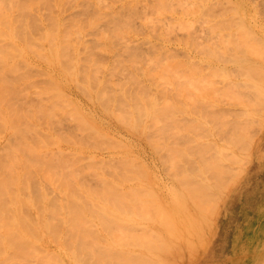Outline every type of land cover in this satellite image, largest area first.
Here are the masks:
<instances>
[{"label":"bare ground","instance_id":"6f19581e","mask_svg":"<svg viewBox=\"0 0 264 264\" xmlns=\"http://www.w3.org/2000/svg\"><path fill=\"white\" fill-rule=\"evenodd\" d=\"M129 1H135V0H129ZM163 1L164 0H162L161 2L163 3ZM168 1H167V4H169ZM190 1L191 0H189V2ZM196 1H198V0H196ZM196 1H195V3L193 2V4L194 5L197 4V9L194 10L193 12L192 11L188 12V10H187V12L189 13V16H191L192 13H193L192 14L193 16L196 13H197L196 15H198L199 12H200V11H197V10L201 9V8L198 9V5H200L199 3H201V5H202L203 1L200 2V0H199L198 3ZM235 1H237V0H235ZM173 2L174 1L170 0L171 4H173ZM185 2L188 3V0L185 1ZM191 2L188 4V6H191L192 8L195 9L194 5L193 4L191 5ZM164 3H165V1H164ZM164 3L162 5H160L161 7L163 6L162 9L166 8V7H164L165 6ZM249 4L252 5V3L245 2V1H244V4L243 3L239 4V8L241 9L240 10L241 11V17L244 20V24L247 25V28H246L247 29V33L243 34L241 37H238V41L239 42H237L236 46H233L234 48L232 47L233 50L230 51V53H229L230 55H228V54H227L228 56L226 55V59L230 60V62L234 61V62L239 63V70H238L239 71V75H237V74L231 75V73L227 74V67L228 66L226 65L227 66L226 67L224 65V62L226 64L229 61H227L225 59V56L222 57V58L220 56H218L219 58L222 59V61H220L221 59L217 60V61H214L216 59L213 60L212 57H211L212 60H208L207 57L206 56L203 57L204 56L203 55V56H201L200 59L204 60V58H206L205 60L208 61V62H205L206 66H201V65L198 64V66H199V68H198L196 63H195V66H194V63H193L191 68L187 66L186 69L190 68L189 70H184L185 69L184 68L185 66H184L183 67L184 71H182V69H180L181 67H179V65H180L179 63L181 62V64L184 65L182 63L183 62L182 59H184V58L180 59L181 57H179L176 54H173L172 53L173 48L172 47L169 48L170 46H167V45L159 46L156 49L157 53L154 52L155 55L152 52V54L154 56L149 54L148 52H146V50H144V51L147 54L145 52L143 53V51H141L142 53L140 52V54H138L136 56H134L131 53L126 51L127 52L126 55L130 56V58H131V60H130V58L128 57L129 58V59H127L128 60V64H127V62L124 63L125 62L124 61L125 58H123V59L121 58V57L125 56L124 52L121 51V52H123V54H122V53H120V50H117V52L115 50V53L117 54V56H120L118 54V51H119V53L122 55L120 58L124 62L121 61V59L118 60L119 62H116L117 61L116 60L115 64H113V65H115L113 70H115V68L117 70V69L122 67L124 70L128 71V73H130V77L133 80L130 79V77H126L125 76L126 79L128 78L127 79L128 81L132 80V84L138 85V87L137 88L135 87L136 89L133 88L135 91L132 89L133 91H130V93H129L128 92L129 88L127 89L128 86H126V85H127V83H130V82H126V84H123V80L122 81L119 80L118 82L115 81L117 83V85H120L121 83L123 84V85L121 84L123 88L122 87L120 88V86L118 88L121 91L117 92V90H116L115 93H117V94L113 95L114 96L113 98H115L118 101V102H116V100L114 99L115 103H116L115 106L112 105V96L110 95L111 94L110 91L112 90L111 86H109V87H111V88H109L108 86L101 85L102 87H104V89L100 86L101 89L99 88L97 90V92L95 90H93V91H95V93H97V96L95 95L94 98H96V99L98 98L97 100L100 101V102H97V104H99V103L103 104L102 105L104 107L103 110H105L107 113H110L111 116L114 115V113H115L117 115V117H118L117 119L123 121V122H120L119 120H117V122L119 121L120 125L121 124H123V125L125 124L126 127H130L131 129H133V131L135 133H139V135L144 134V132H146L148 129H150L149 130L150 133H154V134L157 133L158 134L160 132L159 134H161L162 130L160 131V129L162 128L161 127L162 124L160 125V123H162V121H164L163 123H165V121L169 120V116L175 111V110L173 111L174 108L178 112L175 111V113L172 114L173 117L178 115L176 113H179V112L181 114L185 113L186 117H185L184 114H183V116L179 114L182 117H180L178 115L179 117L176 116V118H172V119H174V120H172V124L174 122V125L176 124L175 126L171 124L170 120H169L170 122H169V124L167 126H163L162 125L163 127H166V128L168 126L170 128H173V131L175 133L174 134L173 131H172L173 136L175 137L174 138L173 136H171V139L174 138V140L172 139L173 141L169 138V136H168L169 134L164 131L163 132L164 135L161 136L163 139L160 136H158L159 134L155 135V136L158 137V141L160 139V142H162V147H161V143H159L156 140V137H152V140L154 142L152 140H151V142H149L150 144H152V142L154 143L153 146L158 148V150H157V148L154 147L155 150H157V152L159 150L162 151L161 154H163V155L160 154L161 151L158 152L161 155V157H162L161 158L160 155H159V157H160L162 162H165L166 161L165 159L167 158V156H170V157H168L167 161L170 160L171 164H170V162L166 161L167 163L165 162V165H164V163H163V165H164V168L166 167L167 171H168V168L170 167L169 170L172 172V173L170 172L172 175H169V173H167L169 176H164L165 174H163V176L160 175L158 177L157 176H153V177L149 176L148 177L147 175L149 173H148L147 166H151L152 165V163L150 164V161H152V160H149L148 157L146 159H144V156L142 157L144 161L142 160V158H141V160H139V159L136 158V157L140 158L139 156H135L134 157L133 155L128 153V151L127 152L125 151L123 153L122 157H115L116 159L114 158V160L117 161L116 164L118 165V167H116L115 161L112 160L113 158L110 157V158H108L109 160L107 159V161H109V165H110V163H112V161L114 162V164L112 163L110 166H112L114 168L116 167L117 169L113 168V171H110V166H106V165H108L107 161H104V162H106V165L104 164V162L103 163L101 162V161L105 160V158H103V160H102V157L99 158V159L97 158L96 159L97 162H94L93 161L94 159L92 160L91 157H95L97 155L96 153H98V152H96L95 154H92V153L88 154L87 153L89 155V157L91 156L89 160L93 161L96 164L98 162L100 164V162H101V164L103 165L102 166L100 164L103 167L102 168L98 164L96 165V164H94L93 162L90 161L93 165L101 167L100 169H101L102 173H100V172H99V174H97L98 172L95 173L97 176H100V179L103 178V177L101 178V174L103 176L105 175V174H103V172L106 171L104 169V166L109 167L108 168L109 172L106 171V173H108L109 177L112 176V174L113 175L115 174L113 172H118V174H117L118 176H119V174H121V176H126V178L124 177L123 180H121L122 179L121 176L117 177V176H115L116 174L113 176L114 179H115V177H117V178H119L121 180L120 181L121 185H117V187L123 186L124 185L123 183H125L126 179H128L129 182H130V180L132 181L133 178H130V176H133L134 174H131V173H135V172L138 173V174L141 173V175L143 177H145L144 181L142 180L143 182L141 183V186L137 185V187H136L140 191L139 192L138 190H136V192H139L140 196H137L136 194L131 193L130 191H128L129 189L126 191V188L125 189H121L119 187L118 188L119 191L116 192L111 187L110 189L114 192L115 195L110 196L111 194H113V192L110 193V194H107V195L105 194V196L108 198V199L105 198V200L101 199L99 196H96L95 195V193L97 194L96 191L91 192L92 190L86 189L88 187H84V186H86V184H87V186L89 184H92V183L88 184L87 180L84 181L85 177H82V179H80L81 176L83 175L84 171H94L96 169V168H94V166H92V164L90 162L88 163V165H90V166H88L87 163H85V164H83V167L84 166H86V167L88 166V167L87 168L85 167L86 169L85 168L81 169L82 166L80 164V159L81 158H85V157L88 156V155L83 156L84 153H82V152H84V151L82 150L83 148H81V146L83 144H85L84 145V149H85V146H88V147L89 146H92V147L94 146L93 148L89 147V149H91V148L92 149H94V148L98 149L97 147H99V148H101L100 150L102 151L103 147H104V149H107L108 145L109 146H112V145L115 146L114 143H116V142L118 144H120L119 142H121V145L118 146V148L122 147L121 149H123V146L129 147L130 145H128V146H127V144L125 145V142L123 140L120 141L121 138L117 139L118 137L117 138H116V136L113 137L112 135H113L114 132H112L111 133L112 135H110V131L112 129L110 131H108L109 129L107 130V126L104 127L105 125H103L102 122H99V120L97 121L96 119H93L94 118L93 114H92L93 116H88L87 115V114H89L88 109L86 111H84L85 109L80 104L81 101L78 102L79 100L77 99V97H75L76 100L73 99L74 96H73V98L70 97V96H72V94H70V92H71L70 89H69L70 92L68 90H66V88L64 89V81L59 80V78L56 79V78L53 77V75H50V74L54 73L55 70L53 71V73L51 71L53 69H55V67H58V68L60 67L61 71L63 72L64 76H66V78L70 77L71 81L73 79L74 80L76 79L75 80V82H76L75 84L80 83L79 85H81L82 88L85 89V90L82 89V90L85 91V94L81 90L82 94L85 97H86V93L88 92L87 96L89 98H92L91 94L93 92L92 91L93 84L96 85V86H94L95 88L96 87L98 88V84L100 82L103 81L102 84H106L107 83L106 85H108V84H110L108 82L111 81V80H109L107 82L108 78H106V80L105 79L103 80L101 77H103V78H105V77L101 76L100 74H98L99 70L102 71V68H103L102 63L103 62L100 61L102 63L99 64L100 62L96 59L97 61L94 60L95 63L92 64L94 62L93 60H92L93 62L92 61H88V63H91L96 68H99V70L97 69L98 72L96 74H94V72L97 71V70H95V67L93 69L94 72L91 69V71L93 73L91 71H88L91 67H89V69H87L88 67L87 68L85 67L86 70L85 69L83 70L84 67L82 68V66H84V65L81 64L82 61L80 63L79 58L77 56H75V55H79V53L76 54V52H75V55H74L75 57L72 56L73 54L71 55V57H67L69 55L68 51L70 52L71 49H75V47H76V46L74 47L73 45H70L71 42H73L72 40L74 39V37L70 35V32H69L70 30L68 31L67 28L66 29L64 28L65 29L64 33L68 34V37H66L67 35H65V34H64L65 36L63 35L66 38L64 40L67 41L69 36H71L73 39L71 40V38H70V40H71V42H69L70 44L68 42L65 43V41L63 40V42L65 43L64 44L61 41L63 38L62 39L60 38L62 35H58V32L60 30L59 26H58V28L56 26V28L58 29L57 30L58 32L56 30H54L55 27H53V30L56 32L57 35L55 34V32L53 34H55L56 36L55 35L53 36L51 32H48L49 30H47V33H46V30H45V33L43 31V34H42V36L45 35V37H47V38L43 37L42 39H45L44 41H46V39L50 38V42L51 43L49 45L47 44V46H43L42 44L39 46V42H37L38 43L37 45L39 47H44V48L43 49L40 48L42 50V51H40V49L37 47L36 49H33L34 51H32L34 53L37 50H39V55L40 56L37 54L36 55V57L38 56L37 59H39V57L42 58V60L45 59V62L46 63L48 62L49 63L48 65L52 69V70L50 69V73L48 71L44 70L45 71L44 74L46 76L48 74V79H47V77L45 75L41 74L38 82H40V79L42 80L41 77H46V80H47L46 81L45 78H44L43 79L44 80V84L41 85L40 83H43L42 82L43 80L40 83L36 82V80H35L36 79V75L33 72L34 69L33 70L31 69V70H32V73H34L35 76L32 75L31 77H33V80H35V81H33L30 78V73H31L30 72L31 71L30 68H29L30 71L26 69V66H30L31 64H33L32 60L34 59L33 58L31 60L30 56H32V54L31 55L29 54L30 56L27 55L28 56L27 57L26 53H28V50L30 48H32V47L34 48L35 47L36 42H34L35 45H32L33 44L32 43V39H29L25 33L23 35H19L18 34L19 30L23 31L22 23H21V20L18 17H17V20H16V18L14 17V13L13 12L0 11V42H1V44H10L11 45L9 47H5V46L1 45L2 48H0V125L3 126V129L11 128L12 132H13L12 133L13 134L12 137L14 136L13 139L15 141L17 140L16 142L13 141L14 143H10L9 145L6 146V148H8L7 152H8V154L12 153V152L15 153L16 155L13 154L14 157L20 156V155L22 156L24 154V155H27V157L28 156L32 157L34 155V156H37V158H39V157L40 158H46L45 156H48V155L52 156V158L55 157V156L56 157L57 156H62V157L65 156L66 159H68L67 157H70L71 155L73 156L75 154L74 155L75 158H72V156H71L68 159L69 161H70L71 158L76 160L77 156H80L79 161L78 160L74 161V160L71 159L72 162H66L65 163L66 167L67 168H71L72 167V169H74V172L78 171L79 169L82 170V171L84 170L83 172H81L80 178L76 179L78 177V173L76 172V173H73L74 175L77 174V176L75 175L76 177H75V179H73V181H71L73 176H72L71 179H69L70 176L69 177L66 176L67 179H69L68 181H63V182H60L59 184H57V186L60 185V186H58V188H60V187L63 188V186H64V189L67 191V192H65V191H63V189H61V188H60L61 190L59 189L60 191H62L64 193H67V194H64V195H66V200L64 199L65 204H62V202H63L62 199L64 198V196H63V198L60 197V199L62 198L61 200L58 199V197H56V198L55 197H50L51 199H53V198H55L56 200L58 199V201H56V202H59L58 203L59 205H60V203L62 204L61 207H59L60 210H58V211H57L58 208L56 209L55 206L52 207V210H54L55 213L53 211L50 212V213L52 215L54 213V217L59 215L60 213L63 214V211H64L63 209L64 208L67 209L66 212L64 211V214H67V217H65L64 214H63V217H65V218H61L62 216L59 215L60 217L58 219L56 217L54 220H56V219H57V221L60 220L61 224H62V227H63V222H62L63 219H65V220H63L64 222L66 220L67 221L68 220L73 221V222H70L71 224H74L73 226H70L69 222H67V221L65 222L66 224H69V225H66V226L71 227V228L67 227V229H69L71 231V229L74 227L72 233H74V232L79 233L80 231L82 233V235L78 234V236H77V233H74L76 236H71V240L70 241L73 243L74 246L72 245V243L71 244L69 243V240H68L69 238H66L67 237L66 235H69V233L66 234V235L64 234L66 236L65 237L66 240H64V239L62 240L61 239L62 241H64V242L67 241L69 243L67 245L68 251H69V246L71 245L70 246V250L72 251L74 258H76L77 263L86 262L85 264H87V262L89 261L88 262L89 264H108V263H110V261L107 262L109 260L108 258H111L110 260L113 263H115V261H114V258H115L117 261H118V259H120L118 262L121 261V262L125 263V261H127L125 264H127V263L129 264L130 262H131V264H138V263L139 264H142V263L143 264H163V263L165 264L166 260L168 262V261H170L171 257L173 258L174 256L177 255V253H176V255L172 256L173 254H175V251L178 252V254L180 255L179 257L185 256V255L182 254L184 252V250L182 249V246H184L185 243H188V247H189L188 249L194 250L195 252L197 250V252H198V248L199 247L196 246L197 249L194 248V247H193L194 249L192 248V246L195 244L194 243L195 240H192V238H195L196 236L195 237L191 236L190 240H192L194 242H193V245L191 247L189 246V244H191V243H190V241L188 239V235L191 232V228H194L193 230L198 232L195 229L196 227H198V226H196V224H197L196 222H198V221L201 222L200 221L201 219L203 221V218H204V221H205V219H207V218L204 217L206 212H207V210L208 211L211 210V211L209 213L207 212L206 215H208L209 217H213V219H214V215L216 214L215 212H218L219 210H217V209L220 207V204L218 202L221 201V198L219 197L220 196L219 195V191H217V190L221 189V187L223 186L222 184H224L223 183L224 180H225V182L227 184L226 186H228V183H227L229 181L228 178L229 177L234 178L233 176H235L236 172L238 171V169H237V171L235 172L236 169L232 167L233 164H235V163L233 162L232 165H231V163H228L229 160L232 159L230 161H235L238 165L240 164L239 167L241 166V163L242 164L244 163V165L246 163V165H247L250 162L249 160L247 161L248 155L247 154L245 155L246 156L245 158H247L246 161H245L244 157H243L244 158V162H242L240 160L238 161V159H241V157H242V156L240 158L238 157L239 152L241 150L244 151V150L249 149L254 144V143L251 144L252 139L255 138V136H254V138H252L253 134L256 135L258 130L261 129V126L263 127V125H264V23H262L264 21L260 18L259 13L257 11H255L254 6L252 5V7H251ZM169 5L167 7H169ZM174 5H175V2H174ZM204 5H206V3H204L202 5L203 7L199 6V7H202L203 14L206 13V11L204 12V10H206V7L209 4L206 5L205 7H204ZM113 7H114V5H113ZM171 9H173V7ZM191 9L189 8V11ZM207 9H208V7H207ZM137 10H138V8H137ZM137 10H136V13H137ZM174 10H175V7H174ZM180 10L182 11L183 9H180ZM166 11H168V10H166ZM175 11H178V10H175ZM194 12H195V14H194ZM156 13H158V12H156ZM201 13L202 12H200L199 15H201ZM169 14H171V13H169ZM151 15L152 14H150V16ZM166 15L168 16V14H166ZM141 16L143 17V20H144V17L145 18L148 17L147 15L143 16V14ZM195 16H194V19H195ZM142 17L140 18L139 15L137 16V18L141 19V22H142ZM172 17H174V16H170L169 17L171 20L169 18H164V17L158 18L157 17L158 18V19L156 18L157 20L146 18L147 20L145 19L144 21H145V23L147 21L148 22L151 21L153 24L158 26L157 23L160 25V23L164 24V22H167L169 20L170 22L168 21L169 22L168 25L170 24L169 28H171V26L173 25V23H171V22L174 21L175 19L180 20L182 26H183V23L186 20L185 15H184V18H182L181 15H179V17L176 16L173 19H172ZM196 17H198V16H196ZM132 18H133V16H132ZM194 19L191 18V21L194 20ZM135 20H134V18L132 19V21H135ZM8 21L11 23L10 25L6 24V22H8ZM148 22H147V24L151 23V22H149V23ZM132 23H134V22H132ZM152 23L150 24V26L152 25ZM78 26H80L79 27L80 29L82 28V25L79 24ZM78 26H76V28H78ZM130 26H131V23H130ZM152 26L155 27L154 25H152ZM162 26L163 25L161 24L160 27H162ZM166 26L167 25H165V27ZM83 28L85 29L84 26H83ZM150 28H147V29L150 30ZM61 29H62V27H61ZM64 29H63V31H64ZM80 29H77V31L80 30ZM135 29H136L135 30V34H137L139 29H137V28H135ZM147 29H146V31H147ZM161 29L162 28H159L160 31L156 29V31H153V33L155 34V33H157L159 31V33L164 34L163 32H161ZM28 30H30V29L25 30V32L28 31ZM66 30L68 31V33H66ZM73 30L76 31L75 28L72 29V31H71L72 33L75 32ZM132 30H134V29L129 28V32L132 33L133 32ZM80 31H79V33H80ZM237 31H235V32L237 33ZM83 32H84V30H83ZM144 32H145V30L142 31V33L145 36L147 35V37H148V35H149L148 33H150L151 36L153 37L151 31L150 32L148 31L147 34L144 33ZM131 33H129V34H131ZM81 34H82V32H81ZM166 34L168 35V33H166ZM248 34L252 35L251 39L248 38ZM108 35H109V33H104L105 37H109ZM157 35L158 34H155V37L158 38ZM160 35L161 34H159V36ZM167 35L164 34V36H167ZM127 36H125V38L128 41H129V38L133 37V36L132 37L128 36L129 38H127ZM187 36H189L188 32H187ZM19 37L23 39L22 41L24 43L22 41H21L22 43L17 41V40H20ZM143 37H141L140 39L141 40L142 39H146V38H143ZM168 37H170V36H168ZM183 37L184 36H182V38ZM193 37L195 38V41H197L198 37L196 35L193 36ZM6 38H12V42L11 43H6V41H5ZM59 38H60V40H59ZM76 38H78V35H77ZM178 38H180V36L179 37L177 36V39H176L177 41L179 40ZM75 39H74V42H75V44H77ZM132 39L134 41V38H132ZM132 39H130V40L132 41ZM149 39H150V37H149ZM163 39L165 40V37H163ZM168 39L169 38H167V40ZM184 39L185 40H181L180 39L179 41H181V43H183V44H184V41H186L185 45L187 44V42L188 43H193V41L191 40V36H190V38L188 37L187 40H186L185 37H184ZM7 40L10 41V39H7ZM137 40H139V38H137L135 41L138 42ZM154 40H155V38H154ZM44 41H43V43H44ZM88 42L89 41H87V43ZM146 42L144 40V43H146ZM40 43H42V42H40ZM162 43H163V40H162ZM82 44L85 45L86 43H82ZM131 44H133V43H131ZM131 44H128L129 46H127V47L128 48L131 47ZM147 44H148V42H147ZM66 45H69V47H71V48L68 50L67 49L68 46H66ZM83 45H80V46H83ZM139 45H141V42H140ZM185 45H183V47ZM72 46H73V48H72ZM80 46H79V48H82ZM187 46H185V47H187ZM206 46H207V44H206ZM64 47H66V48L64 49ZM139 47H142V46H139ZM145 47H146V45H145ZM174 47H175V45H174ZM183 47H182V49H183ZM202 47H204V46H202ZM3 48L5 50H7L8 52L3 50ZM177 48H178V45H177ZM204 48L212 49V46H207V47H204ZM63 49H64V51L66 50L68 55H66V53L63 51ZM180 49L181 48H179V50ZM238 50H239V52H238ZM71 51L73 52V50H71ZM74 51H76V50H74ZM72 52H70V53H72ZM205 53L206 52H204L203 54H205ZM148 54H149L150 57L149 56L148 57H143V55L147 56ZM194 55H196V54H194ZM91 56H90L89 60L91 58L95 59L94 55H91ZM207 56H209V55H207ZM190 57L192 58V56H190ZM85 58H88V57H85ZM188 58H189V56H188ZM188 58H186V59H188ZM80 59H81V57H80ZM82 59H84V57ZM129 60H130V64H129ZM223 60H224V62H223ZM186 61H185V64L188 63V61H187V63H186ZM190 61L193 62L192 60H190ZM37 62L39 63V61H37ZM45 62H43V63H45ZM174 62H176V64ZM202 62H204V61H202ZM40 63H42V62H40ZM237 63H235L234 65L235 66L238 65ZM23 64L26 65V66H24ZM91 64H89V66H91ZM98 64H99V67H97ZM34 65H36V62L34 63ZM100 65H101V69H100ZM108 65L109 64L107 63L105 66H108ZM139 65L140 66L143 65L141 67H142V69L144 67V72H145L146 76L149 77V79L151 78L150 80L154 84H152L150 82L151 84L149 86V82H147L146 80H144L140 76L141 73L138 71L140 73L139 74V73H137V71L134 70V69L140 70V66ZM41 66H42V64L40 66L36 65V68L37 67L42 68V67L47 66V65L45 64L42 67ZM49 66H48V68H49ZM93 66H92V68H93ZM124 66L125 67L127 66V67L124 68ZM137 66H139V67L137 68ZM232 66H233V64H232ZM111 67H113V66L111 65ZM45 68H47V67H45ZM106 68H108V67H106ZM217 68H218V70L220 69L222 71L221 74L217 73L218 74L217 75L216 74L217 71L214 72L215 70H217ZM43 69L41 70L42 72H44ZM110 69H112V68H110ZM110 69H108V70H110ZM142 69H141V71H142ZM230 69H231V67H230ZM180 70L182 71L183 74L181 73ZM37 71H38V68H37ZM103 71H104V68H103ZM185 71H187L188 73L185 72ZM42 72H39V73H42ZM128 73H127V75H129ZM145 74H144V76H145ZM213 74H216V75L212 76ZM56 75L58 76V74H56ZM146 76H145V78H146ZM215 76H217V77H215ZM125 77L123 79H125ZM24 78H26L27 80L24 79ZM70 78H67V79H70ZM60 79H62V78H60ZM98 79H99V81H98ZM22 80H26V81H24V83H28L29 82L30 85L33 84V85H31V87L34 86L33 88H35V85H36V84H34V82L37 83L36 86H38V84H40L41 86L39 85L38 88L35 91V90H32V89H29L30 88L29 84H28L29 86H27L29 88H27L26 87L27 84H24L22 82ZM191 80H192V84L197 83L198 86H197V84H196V86L195 85H190L191 86V87L189 86L190 89L188 88L189 90H186V93H187V91H189L188 93L191 95V97H190V95H188V93L184 94L185 93L184 86H185V82H190ZM45 81H46V84H45ZM68 81L66 83H69ZM104 81L106 83H104ZM133 82H135L136 84L133 83ZM113 84H114V81H113ZM113 84L111 83L110 85H112L114 87L115 84L114 85ZM173 84L176 85L175 88H173V86H174ZM79 85H77V87H79ZM151 85H153V86L156 85V86L159 87V89L162 87L163 91H165V94H168L169 92H173V90H174V95H176L178 97V101H176L174 99V97H172L171 95H167V97L166 96H162V97L158 96V95H163L164 92L162 94H161V92L158 93L159 90L155 86L154 87L157 90L158 95H157V97H155V99H153L154 96H156V94L154 95V92L151 93V91H149L150 90L149 87H151ZM145 86H147V88ZM66 87H68V86L66 85ZM106 87L109 88V93L107 92L106 89H108V88H106ZM154 87H151L152 90H154ZM115 88H117L116 85H115ZM170 88H171V91H170ZM65 90L68 91L67 92L68 94L66 93ZM113 90L115 91V89H113ZM168 90H169V92H168ZM81 91H80V93H81ZM72 92H73V90H72ZM147 92H150V93H147ZM115 93H113V94H115ZM148 94H150V95L152 94L153 95V98H152L153 100L151 99L152 102H151L150 106H145V105H143V103L148 101L147 100V98H149ZM35 95L38 96V97L37 98L34 97ZM83 95H81V97ZM152 95H151V97H152ZM183 95H186V96L183 97ZM158 97H160L162 99H160ZM163 97L164 98L166 97V99L163 100ZM32 98L33 99L36 98L33 101H37L38 100L39 102L35 103V102L32 101V104H29V101L32 100ZM85 101H86V103H84V104L86 105L87 104V100H85ZM19 102L22 103L23 105L19 106V104H20ZM91 103L92 102H90V104ZM92 104H94V103H92ZM117 104H118V106H117V109H116L115 107H116ZM181 104L183 106H186V107H183ZM91 106L94 107V105H91ZM86 107H88V106H85V108ZM97 107H99V106H97ZM100 109H102V107ZM100 109H99V111H100ZM103 110L101 112H103ZM190 110H191L192 114H189ZM131 111H133V112H131ZM95 112H93V110H92V113H95ZM130 112L132 113V115L127 116V114L130 113ZM142 112H143V114H142ZM65 115H66V118H65ZM109 115H107V116H109ZM67 116H68V118L70 117L69 120L72 118L74 120V123H76L77 126H79L80 129H78V130L81 131L82 136L84 137L83 139H82V137H81V139L79 138L80 135L77 134L78 130H77L76 127H72L71 129H68V130L71 131V130H73L75 128L77 131L75 129L73 131L76 132L77 135L73 131L69 132V133H73V134H67L68 131L65 128V126H64V129H66L65 132L67 131L66 134H62L63 131L61 130L62 129L61 127H60L61 128L60 130L62 131V133H58V132L55 133V131L52 132L53 130H51V129H54L56 131L59 129V127L57 128V125L60 124L59 126H63V123H65L63 121L65 119L67 120ZM100 116H102V115H100ZM104 117L106 118V116H104ZM112 117H111V119H112ZM171 117H170V119H171ZM184 117H185V119H184L185 122L183 121ZM220 117H223V118L227 119L228 120L227 121L228 125L225 123V119L222 120ZM95 118H97V117H95ZM176 119H180L182 121V123H181V121L176 120ZM69 120H67V121H69ZM73 120L71 122H73ZM176 121H178V122H176ZM103 122H104V120H103ZM166 123H168V122H166ZM230 123H231V125H230ZM108 124H109V122H108ZM177 124H179V125H177ZM170 125H172V126H170ZM112 128H114V127H112ZM9 130H8V133H10ZM121 130H122V128H121ZM61 131H59V132H61ZM118 131H120V130L118 129ZM29 132H32V133L37 132V136L35 135L34 140H31V139L28 138L27 134ZM130 132H132V131H130ZM8 133H7V135H8ZM170 134H171V132H170ZM245 134H247V135L245 136ZM131 136H129V138ZM138 136H136V137H138ZM149 136L150 135H148V137ZM145 137H147V135ZM115 138L117 139V141H116ZM126 138H127V135H126ZM250 138H252V139H250ZM256 138H257V136H256ZM256 138H255V140H256ZM258 138H259V136H258ZM64 139H65V141H66V139L68 141H71L72 144L75 145V147L77 145L81 149H78L79 147L77 149L75 147H74L75 149L71 147L72 148L71 151H66V147L67 146L65 148H63V149H62L61 145L56 146V148L60 147L58 149L52 148L50 146L52 144L53 145L54 144L57 145V144L61 143V141L64 140ZM135 139H137V138H135ZM135 139L133 138V140H135ZM139 139H142V136ZM248 139H250V140H248ZM126 140H130V139H126ZM143 140L147 141V139H143ZM246 141H248V142L250 141V143H248ZM78 142H81L83 144H80V145L75 144V143H78ZM131 142L129 144H131ZM140 142H141V140H140ZM140 142L137 141V143H140ZM143 142H145V141H143ZM172 142H176V143H174V145H173ZM1 143H4V141L1 142ZM246 143L248 144V146H250V144H251V146L249 148H247L248 146H247ZM72 144L70 146H73ZM136 144H133V145L135 146ZM0 145H2V144H0ZM176 145H177V147H176ZM9 146H11V147H9ZM106 146H107V148H106ZM140 146L142 147V144ZM147 146H148V144H147ZM151 146L152 145H150V148H151ZM174 147L177 148V150L170 151L171 149H174ZM110 148H112V147H109V149ZM239 148H240V150H239ZM245 148H247V149H245ZM113 149H111V150H113ZM129 149L130 148H128L127 150H129ZM131 149L129 151H131ZM136 150H138V149H136ZM148 151H150V150H148ZM178 151L181 153V155H180V153ZM105 152H107V151H105ZM113 152H116V151H113ZM134 152H137V151H134ZM134 152L132 150V154ZM170 152H171V154L168 155ZM249 152L250 151H248L246 153H249ZM65 153H66V155H64ZM68 153L70 154V156H68ZM158 153H156V154H158ZM165 153H166V155H165ZM29 154H31L32 156L29 155ZM109 154H113V153L110 152ZM115 154H114V156H115ZM194 154L197 155L196 158H194ZM137 155H139V154H137ZM153 155H155V154H153ZM179 155L182 156V158L185 157L186 160L180 159ZM189 155L190 156L193 155L192 159H191V157H189ZM49 156L47 158H49ZM101 156H103V155H101ZM116 156H117V154H116ZM173 156L178 158L176 160L177 162L174 161L175 157H173ZM20 157H19V161H20L19 163L20 164L19 163L18 164H19L21 170H25L27 168L29 169V166L25 164V163H27V161L21 163L22 162L21 161L22 158L20 159ZM131 157H133V158H131ZM159 157H157V158H159ZM163 157H164V159H163ZM234 157H236V158L233 159ZM16 158H18V157H16ZM157 158L155 157L154 159L156 160ZM193 159H195V162H193ZM163 160H165V161H163ZM179 160H182V162L179 161ZM187 160H188V162L190 160V166H189V164L187 165V162H186ZM23 161H24V159H23ZM140 161H143V163L145 165L142 164V163L140 164ZM76 162H78V164ZM174 162H175V164H173ZM2 163L3 162H0V165ZM10 163H11L10 161L7 162L9 167L12 165V163L11 164ZM35 163H37V162H35ZM61 163L63 164V162H61ZM181 163H182V165H181ZM4 164H6V162H4ZM13 164H15V162ZM27 164H29V165L31 164L30 167L31 168L33 167L32 162H29ZM37 164H39L40 166H43V164H45V163L43 162V164H40V163H37ZM56 164H59V163H56ZM166 164H167V166H168V164L170 166H168V168H167ZM229 164H230V166H229ZM237 164H235L236 165L235 167L238 168ZM45 165H47V164H45ZM53 165H54V163L52 164V166ZM79 165L81 167H79L78 170L73 168V166L77 167ZM173 165H175V167ZM2 166H3V164H2ZM14 166L16 167V165H13V168H14ZM159 166H160V164H159ZM242 166L240 167L241 169L243 168ZM55 167L58 168L57 165H55ZM91 167L94 168V170ZM180 167H182V168H180ZM230 167H232V169ZM16 168H17V170H19L18 173H20V169H18V166ZM46 168H48L47 171L51 170V166H49V165H48V167L46 166ZM56 168L55 169L53 168L54 171L58 170ZM179 168L181 170H177ZM100 169L98 168L96 170L100 171ZM103 169H104V171H103ZM166 169H164V170H166ZM1 170H2V174H3L4 173V169H1ZM17 170H16V172H17ZM126 170H128L127 174H126ZM162 170H163V168H162ZM173 170H175V171L173 172ZM229 170H230V172H229ZM177 171L179 172L178 174H180V176L178 174H176ZM240 171L241 170H239L238 172H240ZM244 171H245V169H244ZM7 172L9 173V171H5L3 176L6 175ZM13 172H15V171H13ZM227 172L229 174L227 176L228 178H224V177H226ZM243 172L241 171V173H243ZM52 173H54V172H52ZM52 173L50 174V171H49L50 176L52 175ZM110 173H112V174H110ZM122 173H124V174H122ZM0 174H1V172H0ZM40 174H41V172L38 173V175H40ZM42 175H43V173H42ZM137 175H136L135 178L136 179H140V177H139L140 174L138 176ZM144 175H146V176H144ZM238 175H237L236 179L238 178ZM50 176H49V178H50ZM53 176H54V174H53ZM53 176H52V178H55V180L51 178L52 180H54V181L59 180V179H57V176H54V177ZM64 177L65 176H63V178ZM104 177H106V175ZM137 177H139V178H137ZM146 177H147V179H146ZM239 177H240V175H239ZM45 178H47V176H45ZM117 178H116V181H117ZM40 179H39V182L40 181L42 182L43 179L42 178H40ZM79 179H80V181H79ZM107 179L105 180V178H103L104 181H102V180H100V181L108 182ZM119 179H118V181H119ZM141 179H140V181H141ZM145 179H146V182H145ZM226 180H228V181H226ZM138 181L139 180H137V182ZM233 181H235V179ZM17 182H18V184L20 183V185H22V183L20 181H17ZM85 182H86V184H84ZM109 182H111V181H109ZM109 182H108V186L107 187H105L107 184L103 185V186H99L98 185L97 187L98 188H101V187L104 188L105 187L106 191L109 190V192H111V190L108 189L110 187L109 186V184H110ZM137 182H136V184H137ZM229 182H231V180ZM28 183H30V182H28ZM112 183L110 184L111 186H112ZM133 183H135V182H133ZM0 184H2L4 186V188H6V189L8 187H10V186L12 188V186L15 185V183H13V182L9 183L4 178L1 179ZM25 184H27V183H25ZM24 185H22V186H24ZM80 185L82 187H84L86 189V191L83 188H81ZM92 185L91 186L89 185L90 189L92 188ZM17 186H19V185H17ZM17 186L13 187L12 189L10 188L11 191H15L17 189ZM30 186H32L31 183H30ZM113 186H115V185H113ZM93 187H96V186H93ZM125 187H126V185H125ZM127 187H128V185H127ZM24 189L27 190L28 188H24ZM31 189H32V187L30 188V190ZM81 189H83L84 192ZM163 189L168 191V192L167 193H163L162 192ZM223 190L224 189H222L220 191L222 192ZM103 191H104V189H103ZM62 192H61V194H63ZM121 192L123 194L125 192H126L125 194L131 193L132 196H128V194H127V196L130 197V198L133 197L132 200L134 199V196H135V198L136 199L138 198L137 200H140V202L142 204H140L139 202H136L137 201L136 199H135L136 201L135 200L132 201L130 198H128V199H130V203L132 201L131 205H129V203H127L129 201H128L127 197H125L126 195H123ZM216 192H218L217 194L219 196L218 195L215 196ZM4 193H5V191H4ZM6 193H7V191H6ZM9 193H7V195ZM11 193H14V192H11ZM19 193H20V191H18V193L16 192V200L14 198H12L13 201L15 200L14 202H15L16 205L14 204L13 201L12 202H13V205L16 206V209L18 207L17 204L19 203L20 204L19 208L23 209L24 212L22 213V212H19V210H16V213L20 217L17 216V217H14L13 219L10 217L12 215L7 216L8 217V222L6 223V226H7L6 228L3 225V223H5L7 221V219L6 220L4 219L5 216H6V213H4L5 211L3 209H5V210H7L9 212V210H11V209H12L11 211H14L13 209L15 207L11 204L12 202H7V203H10L9 206L11 205L13 207L12 208L10 207L11 209H9V210L6 209L8 207V204L6 205V202H5V196L6 195L4 194V200L3 201H4V204L7 207L6 208L3 207L2 210L4 212L3 211L0 212V215L2 214V212L5 215V216L2 215V216H4V218L1 217V218L4 219L3 221H5V222L0 224L1 225L0 229H2V225H3V228L5 229L4 231L5 232L10 231L11 234H9V233L7 234V233L1 232V231H0L1 232L0 234H1V236L4 233L7 234L8 235V237H6V240H7V238H9L10 235L13 236V234H14L13 233L14 230L10 228V226H11L10 222L13 220L14 222H16L17 225L21 224V221L25 222V223L28 224L27 226L32 225L31 228H30V226L27 227V228H28V230H30L31 232L33 231V232L32 233L30 232L28 235L23 234V233H22L23 235H19L20 232H19V234H16L17 236L14 234L15 237L14 236L12 237L13 238L12 241H9V239H8L7 243L9 244V242H10V245H12L13 247L15 246V247H20V248L22 247V243H25L24 245L28 244L29 247L31 246L29 248V247H27V246L25 247L23 245V247H25L26 249H28V248L29 249H35V248H33V245L37 246V244H39V242L37 244L36 243L34 244L33 243L34 239L36 238V240L38 239L37 241H39V239H40L39 235H42V233H43L42 228L43 227L45 228L47 226V225H44V221H45L44 218L49 220L50 219L49 218V214L50 213L48 214V218H47L46 214H45V217L43 216L44 215L43 213H45V212H42V213L39 212V214L41 213V217L38 216L39 220L38 221L36 220V221H37L38 224H42V225H41L40 228H37L38 224L36 225L32 215L30 214V212L33 211L34 208H33V210H31L32 208L31 209L29 208L30 212L28 211L29 212L28 213L26 211V210H28L27 209L28 207L25 206V205L29 204L28 202L32 203L30 198H32L34 195H32V197L28 198L29 196H31L32 193L28 194L29 196L23 194L24 197L21 196ZM44 193L47 194V192H44ZM44 193L39 195V196L43 195L42 196L43 200L46 198V197H44V195L46 196V194H44ZM223 193H225V191ZM116 194H117V198H116ZM120 194H122V196H124L125 199H124V197L122 198V196ZM213 195L215 196V198H213L214 197ZM221 195H222V193H221ZM223 195L225 196V194H223ZM11 196L12 195H9V198H11ZM26 196H28V197H26ZM49 196H51V195H49ZM118 196L119 197L121 196L123 201L121 200V198H118ZM224 196H223V198H224ZM33 198H32V201L35 204L32 203V205H36L37 201L35 202L34 201L35 199L33 200ZM37 198H39V197H37ZM110 198H114L115 200L112 199V201H115V202L117 201L118 203L117 202L116 203L115 202H111ZM216 198H218V200H219L218 202H216ZM7 199H8V196H7ZM47 199L49 200V198H47ZM117 199H119V200H117ZM39 200H42L41 197L38 199V201ZM46 200L44 202H42V203L40 201L39 205L40 204H41V206L45 205V208L48 207L47 209H49V207H50V211H51V205H52L51 201H53L52 203H55V202H54V200H51V201H49V204H51V205H49L48 202H47L48 200L47 201ZM125 200H127V202ZM211 200H214L215 203H217L219 205L218 206L216 204L218 206V208L215 209V207H214L215 203H214V201H211ZM8 201H11V199H8ZM120 201L122 202V204H121ZM45 202L47 204H45ZM134 202L135 203H139L143 207L142 208L139 204H138L139 206L136 204L139 208L143 209V211H141L142 215L139 212L141 209L137 210V215H135L137 207H136V209L133 207L132 208L133 210L131 209V211H129L130 207H132V204ZM125 203H126V206H127V204L129 205V210H128V207H123L125 205ZM209 203H212V205L213 204L214 205L210 206ZM134 204H133V206H136ZM39 205L37 203V205H36L37 207L36 208H38V209L41 208V207H39ZM147 205L150 207L149 212H151V213H149L148 210L146 212L145 208L147 207ZM206 206L207 207L210 206V207L207 208ZM24 207H26V210H25ZM211 207H214V208H211ZM42 208H44V207H42ZM134 209H135V211H134ZM41 211H43V209ZM44 211H47V210L44 209ZM127 211H129V212H127ZM57 212H59V213H57ZM138 212H139V215H138ZM143 213H144V217L147 214L146 217H145L146 219L142 217L143 219L147 220V222L144 221V220H141V218H140V216H143ZM7 214H9V213H7ZM11 214H13V212ZM91 215L94 217L95 221L99 222V223L96 222L95 228L92 227V225H95V224H91V222L94 220L91 217ZM150 215L152 216L151 217L152 220H151V222H148L151 219L149 217ZM14 216H15V214H14ZM84 219H86V220H84ZM89 219L92 220L89 223L91 225H88L86 227V229L84 230L83 225L81 226L79 224V222H81V224L82 223L84 224L83 221H89ZM210 219H212V218L208 219L209 220V222H208L209 225L210 224L212 225V223H215V221L213 219H212V223H210V221H211ZM9 220H10V222H9ZM208 220H206L205 222H207ZM13 221H12V223L14 224ZM50 221H51V219H50ZM76 221L77 222L79 221L78 225L75 224ZM100 222H101V225H100V228H99L98 224H100ZM8 223H9V225H7ZM142 223L144 225H142ZM45 224L49 225L48 222H45ZM200 224L202 225V223H200ZM76 225L79 226V227H77ZM119 225H120V229H118ZM15 226L16 225L14 224L13 227L16 228ZM213 226H214V224H213ZM62 227H61V229L63 231L65 228L63 229ZM121 227H123V228H121ZM23 228H26V225H25V227H22V229ZM32 228H33V230H31ZM46 228H48V227H46ZM78 228L79 229L81 228V229L79 230ZM202 228H203V226H202ZM6 229H8V230L6 231ZM210 229H212V226H211ZM11 231H13V232H11ZM209 231L211 232V230H209ZM45 232H46V230H45ZM36 233L37 234L39 233L38 234V238H37V236H35V235H37ZM106 233L110 234L111 236H108V235L106 236ZM197 234H199V232ZM7 235H3V236H7ZM1 236H0V238H1ZM32 236L35 237V238L32 239ZM2 238L5 239V237H2ZM104 238H105V240H104ZM206 239H208V238H206ZM197 240H199V241L201 240V242H202V237L201 238L199 237ZM30 241L31 242L33 241L32 242L33 245H32V243ZM62 241H60V242H62ZM205 241H207V240H205ZM0 243H4V245H5L6 241L3 242V240H0ZM30 243H31V245H30ZM132 243L138 245V247H139L138 248V252H136V251L135 252L138 253L139 255L136 254V253L134 254V249L130 248ZM8 244L5 245V248L7 247ZM40 244H41V242H40ZM63 244H61V247H62ZM136 245H135V247H136ZM12 246H11V249L13 248ZM15 247L13 249H15ZM23 247H22V249H25ZM65 248H66V245H65ZM92 248H95L96 250H94ZM2 249H4V248L2 247ZM40 249H42V247H40ZM77 249H80V250H77ZM81 249H82V252H83V250H85V251L91 250L90 252H92V254H88V252H85V251L83 253H78L79 251L81 252ZM181 249H182V251H180ZM0 250H1V248H0ZM43 250H45V248H43ZM199 250H200V248H199ZM188 251L191 252L190 250H188ZM105 252H107V253H105ZM117 252H120V253H117ZM112 253H113V255H111ZM250 253H252V252H250ZM75 254L78 257H76ZM121 254H122L123 258H120ZM89 255H91V256H89ZM96 255H103V257L104 256L107 257V256L110 255L111 257H107V258L104 257L103 258L101 256L102 259H100V258H95ZM118 255H119V257H118ZM191 255L194 256L193 253H191ZM191 255H188V258ZM137 256H138V258H137ZM70 257H72V256L69 255V258ZM117 257H118V259H117ZM177 258H175V259H177ZM66 259L68 260V258H64L63 259V261H64L63 263L64 264H72V263H66ZM103 259H106L105 260L106 262ZM121 259H123V261ZM183 259H185V257L181 258V260H183ZM132 261H133V263H132ZM171 261H172V259H171ZM171 261L168 262V263L169 264H173L175 262V260H173L174 262H171ZM167 262H166V264H167ZM176 262H177V260H176ZM110 264H112V263H110Z\"/></svg>","mask_w":264,"mask_h":264},{"label":"rangeland","instance_id":"374dc122","mask_svg":"<svg viewBox=\"0 0 264 264\" xmlns=\"http://www.w3.org/2000/svg\"><path fill=\"white\" fill-rule=\"evenodd\" d=\"M162 0H135V1H129V0H0V11H6V12H13L14 13V17L16 18V20H17V17L21 20V23H22V29H23V31L22 30H19L18 31V34L19 35H23L24 33L27 35V37L29 38V39H32V45H35V43L34 42H36V45L38 44L37 42H39V46L42 44L43 46H47V44L49 45L51 42H50V38H48V39H46V41H44L45 39H42L43 37L44 38H47V37H45V35L44 36H42V34H43V31H44V33H45V30H46V33H47V30H49L48 32H51L52 33V35L54 36L55 34H56V32L54 31V30H58L57 28H58V26H59V32H58V35H62L60 38L62 39L61 41H62V43H64L63 42V40L64 39H66L64 36L65 35H67L66 37H68V34H65L64 32H65V29L67 28L68 29V31L70 32V35L71 36H73L74 37V39L77 37V35H78V38H76L75 40H76V43L77 44H75V42H74V39L71 37V36H69V38H68V40L66 41V40H64L65 41V43L66 42H71V40L73 41V42H71V44L70 45H73L74 47H75V49H71V50H73V52L70 50V52H72V53H70L69 51H68V53H69V55L67 54V52H66V50L64 51V49L66 48V47H64V49H63V51L66 53V55H68L67 57H71V55L73 56V57H75V56H77L78 58H79V61H80V63H81V61H82V65H84V66H82V68H83V70L85 69V67L87 68V69H89V67H91L88 71H91V69H92V71H93V69H94V67L95 66H93L92 64H94L95 63V61H102V62H100L99 64H101L102 63V66H103V68H104V71H103V68H102V71H100L99 70V68H96L95 67V70H99V73L98 74H100L101 76H104L105 78H103V77H101L103 80L105 79L106 80V78H108V80H107V82L109 81V80H111V81H109L108 83H112L113 84V81H114V84L116 83L115 81H119V80H123V84H126V82H130V83H127V85L126 86H128L127 87V89L129 88V93H130V91H133L134 89L133 88H137L138 87V85H134V84H132V78L130 77V73H128V71H126V70H124L122 67L121 68H119V69H117L116 70V68H115V70H113L114 69V66L115 65H113V64H115V61L116 62H119L118 60H120L121 58L123 59V58H125L124 59V61L121 59V61H123L124 63H126L127 62V64H128V60L127 59H129L130 58V56H128V55H126V53L127 52H129V53H131L132 55H134V56H136V55H138V54H140V52L141 51H143V53L145 52L144 50H146V52H148L149 54H151V55H153L152 54V52L154 53H157V48L159 47V46H161V45H167V46H170L169 48H173V50H172V53L173 54H176V55H178L179 57H181L180 59H182V58H184V59H182L183 60V64L184 65H182L181 64V62L179 63L180 65H179V67H181L180 69H182V71H184V70H189L190 68H191V66L193 65V63H194V66H195V63H196V65L198 66V64L199 65H201V66H206L205 64V62H208V61H206L205 59L206 58H204V60L203 59H200L201 58V56H203V57H207V59L208 60H214V59H216V60H214V61H217V60H220L222 57H224L225 56V59H226V55L228 54V55H230L229 53H230V51H232L233 50V46H236V44H237V42H239L238 41V37H241L243 34H246L247 33V25L246 24H244V20L242 19V17H241V9L239 8V4H241V3H243L244 4V1L245 2H250V3H252V5L254 6V9H255V11H257L258 13H259V15H260V18L264 21V0H237V1H235V0H200V2H202L203 1V4L204 3H206V5H208L207 7H208V9H207V7H206V10H204V12L206 11V13L205 14H203V9H202V5H201V3H199L200 5H198V9H200V10H197V11H200V12H202L201 13V15H199L200 14V12H199V14L198 15H196L195 14V12H194V14L196 15V16H198V17H196L195 15V19H194V16L191 14V16H189V13L188 12H193L194 10H196L197 9V4H193V2L195 3V1L196 0H191L190 2H191V5L193 4L194 5V7H195V9L194 8H192L191 6H188V4L190 3L189 2V0H188V3L187 2H185V1H187V0H172V1H174L175 2V5H174V2H173V4H171L170 3V0L168 1V0H164L165 1V3H164V1H163V3H164V7H166V8H163L162 9V7L160 6V5H162L163 3L161 2ZM167 1H168V3L170 4H167ZM208 3H207V2ZM161 2V3H160ZM197 3L199 2V0L198 1H196ZM113 5H114V7H113ZM169 5V7H167ZM180 5V6H179ZM206 5H204V7L206 6ZM251 7H252V5L251 4H249ZM199 6H202V7H199ZM113 7V8H112ZM161 7V8H160ZM173 7V9H171V8ZM174 7H175V10H178V11H175L174 10ZM191 9L190 11H189V8ZM112 8V9H111ZM137 8H138V10H137ZM178 8V9H177ZM183 9L182 11L180 10V9ZM188 8V9H187ZM170 9V10H169ZM205 9V8H204ZM136 10H137V13H136ZM166 10H168V11H165ZM187 10H188V12H187ZM180 11V12H179ZM196 11V12H197ZM156 12H158V13H156ZM163 12V13H162ZM168 14V16L165 14ZM178 12V13H177ZM141 13V14H140ZM147 13V14H146ZM169 13H171V14H169ZM185 13V14H184ZM188 13V14H187ZM136 16H135V15ZM143 14V16H148V17H146V18H148V19H153V20H157L158 18H160V17H164V18H169L170 16H174V17H179V15H181V17L182 18H184V15H185V18H186V20H185V22L183 23V26H182V24H181V22H180V20H177V19H175L174 21H172L171 23H173V25L171 26V28H169V25H168V23L170 22L169 20V22L167 21V22H164V24L163 23H160V25L162 24L163 26L162 27H160V25L157 23V25L158 26H156L155 24H153L151 21H149V22H151L152 23V25H154L155 27H153L152 25V27L150 26V24H147V22L145 23V17H144V20H143V17L141 16ZM150 14H152L151 16H150ZM175 14V15H174ZM139 15V17L141 18L142 17V22H141V19L140 18H137V16ZM183 15V16H182ZM132 16H133V18H134V20L135 21H132ZM135 16V17H134ZM150 16V17H149ZM158 17V18H157ZM174 17H172V19L174 18ZM189 17V18H188ZM157 18V19H156ZM191 18H193L194 20H192L191 21ZM130 19V20H129ZM170 19V18H169ZM147 20V19H146ZM171 20V19H170ZM197 20V21H196ZM59 21V22H58ZM132 22H134V23H132ZM148 22V23H149ZM130 23H131V26H130ZM262 23H264V22H262ZM6 24L7 25H10L11 23L8 21V22H6ZM57 24V25H56ZM82 25V28H83V26L85 27V29L83 28H79L80 26H78V25ZM147 25V26H146ZM149 25V26H148ZM165 25H167L166 27H165ZM56 26H57V28H56ZM62 27V29H61V27ZM76 26H78V28H76ZM130 26V27H129ZM146 26V27H145ZM53 27H55L54 28V30H53ZM152 29H151V28ZM65 28V29H64ZM76 29V31H77V29H80V30H78L77 32L75 31V30H73V31H75V32H71L72 31V29ZM129 28H131V29H134V30H132L133 32L131 33V32H129ZM135 28H137V29H139V31L142 33V31H144L145 30V32L144 33H148V31L150 32L151 31V33H152V35H153V37L151 36V34L150 33H148L149 35H148V37H147V35L145 36L143 33L141 34L139 31V33L137 32V34H135ZM145 28V29H144ZM147 28H150V30L149 29H147ZM159 28H162L161 29V32H163L165 35H167L166 33H168V35L167 36H164V34H162V33H159ZM164 28V29H163ZM27 29H30V30H28V31H26L25 32V30H27ZM52 29V30H51ZM63 29H64V31H63ZM146 29H147V31H146ZM156 29L157 30H159L157 33H155V34H158L157 36H158V38L157 37H155V34L153 33V31H156ZM189 29V30H188ZM83 30H84V32H83ZM238 30V31H237ZM53 31V32H52ZM62 31V32H61ZM68 31L66 30V33H68ZM79 31H80V33H79ZM235 31H237V33L235 32ZM55 32V34H53ZM81 32H82V34H81ZM126 32V33H125ZM184 32V33H183ZM187 32H188V34H189V36H187ZM75 33V34H74ZM104 33H109V37H105L104 36ZM129 33H131V34H129ZM186 33V34H185ZM65 34V35H64ZM159 34H161L160 36H159ZM57 35V34H56ZM55 35V36H56ZM64 35V36H63ZM124 35V36H123ZM129 37H132V38H134V41H133V39L132 38H129ZM143 37V38H146V39H140L141 37ZM197 36L198 38H197V41H195V38L193 37V36ZM125 36H127V38H129V41L125 38ZM168 36H170V37H168ZM177 36L179 37L180 36V38H178L179 40L181 39V40H185L184 39V37L186 38V40L188 39V37L190 38V36H191V40L193 41V43H188L187 42V44L185 45V42L186 41H184V44L183 43H181V41H177L176 39H177ZM182 36H184L183 38H182ZM187 36V37H186ZM58 37V36H57ZM125 39H124V38ZM149 37H150V39H149ZM161 37V38H160ZM163 37H165V40L167 41H165L164 39H163ZM171 38L170 40L168 39L167 40V38ZM60 38H59V40H60ZM70 38H71V40H70ZM137 38H139V40H137L138 42H136L135 40L137 39ZM154 40V38H155V40L153 41L152 39ZM248 38L249 39H251L252 38V35H249L248 34ZM7 39H10V41L9 40H7ZM19 39L20 40H17L18 42H21L23 39L22 38H20L19 37ZM84 41H83V40ZM130 39H132V41L130 40ZM207 39V40H206ZM34 40V41H33ZM37 40V41H36ZM126 40V41H125ZM144 40H145V42L147 41L148 42V44H147V42L146 43H144ZM162 40H163V43H162ZM6 43H11L12 42V38H6ZM4 41V42H5ZM43 41H44V43H43ZM49 41V42H48ZM83 41V42H82ZM87 41H89L88 43H87ZM125 41V42H124ZM131 41V42H130ZM141 42V45H139L140 44V42ZM15 42V41H14ZM23 42V41H22ZM21 42V43H22ZM40 42H42V43H40ZM86 43L85 45H83L82 43ZM135 42V43H134ZM169 42V43H168ZM24 43V42H23ZM64 43V44H65ZM67 43V44H68ZM73 43V44H72ZM131 43H133V44H131ZM166 43V44H165ZM128 44H131V47H127V46H129ZM206 44H207V46H212V49H206V48H204V47H207L206 46ZM5 46V47H9V46H11L10 44H1V42H0V48H2V46ZM35 45V47L33 48H30L29 50H28V53H26V56L27 55H31L32 54V56H30L31 57V60H32V63L33 64H31L30 66H26V65H24V66H26V69L27 70H29V68H30V70L32 69H34L33 70V72L35 73V75H36V82L37 83H40L44 78H45V80H46V77H47V79H48V74H47V76L44 74L45 73V71H48L49 73H50V66L48 65L49 63L47 62H45V59L44 60H42V58H40L39 57V59H37V57H36V55L38 54L39 55V50H35L36 52H32V51H34L33 49H36L37 47L40 49V48H44V47H39L38 45L36 46ZM78 45V46H77ZM80 45H83V46H80ZM133 45V46H132ZM145 45H146V47H145ZM174 45H175V47H174ZM177 45H178V48H177ZM180 45V46H179ZM183 45H185V46H187V47H183ZM66 46H68L69 47V45H66ZM73 46H72V48H73ZM79 46L80 47H82V48H79ZM126 46V47H125ZM139 46H142V47H139ZM202 46H204V47H202ZM67 47V49L69 50L71 47H69L68 48ZM182 47H183V49H182ZM233 47V48H232ZM79 48V49H78ZM176 48V49H175ZM179 48H181L180 50H179ZM79 51H78V50ZM178 49V50H177ZM3 50H5L4 48H3ZM74 50H76V51H74ZM115 50H116V52H117V50H120V53H122L123 54V52H124V54H125V56H123V57H121L122 55L119 53V51H118V54L120 55V56H117V54L115 53ZM130 50V51H129ZM5 51H7V50H5ZM40 51H42L41 49H40ZM121 51H123V52H121ZM127 51V52H126ZM8 52V51H7ZM30 52V53H29ZM75 52H76V54L77 53H79V55H75ZM145 52V53H146ZM204 52H206L205 54H203ZM238 52H239V50H238ZM142 53V52H141ZM155 53H154V55H155ZM189 53V54H188ZM35 54V55H34ZM147 54V53H146ZM149 54L147 55V56H145V55H143V57H148L149 56ZM194 54H196V55H194ZM212 54V55H211ZM214 54V55H213ZM238 54V53H237ZM34 55V56H33ZM75 55V56H74ZM89 55V56H88ZM91 55H94L95 56V59H93V58H91L90 60H89V58H90V56ZM153 55V56H154ZM175 55V56H176ZM207 55H209V56H207ZM227 55V56H228ZM234 55V54H233ZM40 56V55H39ZM84 57V59H82L83 57ZM93 56V57H94ZM188 56H189V58H188ZM190 56H192V58L190 57ZM218 56H220L221 58H219ZM28 57V56H27ZM36 57V58H35ZM80 57H81V59H80ZM85 57H88V58H85ZM92 57V56H91ZM118 57V58H117ZM121 57V58H120ZM129 57V58H128ZM150 57V56H149ZM209 57V58H208ZM211 57H212V59H211ZM23 58V57H22ZM186 58H188V59H186ZM41 59V60H40ZM97 59V60H96ZM94 62H93V61ZM130 60H131V58H130ZM130 60H129V64H130ZM181 60V61H182ZM188 61V63H187V61ZM190 60H192L193 62H191ZM204 61V62H202V61ZM227 61H229V62H227L226 64H225V62H224V60H223V62H224V65L227 67V74H230L231 73V75H233V74H237V75H239V63H237V62H234V61H231L230 62V60H228V59H226ZM225 60V61H226ZM37 61H39V63L37 62ZM47 61V60H46ZM88 61H92L93 63L91 64V63H88ZM185 61H186V63L187 64H185ZM192 63H190V62ZM220 61H222V59L220 60ZM24 62V61H23ZM36 62V65L37 66H40L41 64H42V66L43 65H47V66H44V67H42V68H39V67H37L38 68V71L39 72H42L41 70L43 69V71L44 72H42V73H39L38 71H37V68H36V65H34V63ZM40 62H42V63H40ZM43 62H45V63H43ZM98 63V62H97ZM111 64L113 67H111V65L109 66H105L106 64ZM139 63V62H138ZM175 64H176V62H174ZM173 63V64H174ZM233 64V66H232V64ZM235 63H237L238 65H234ZM88 64V65H87ZM89 64H91V66H89ZM99 64H98V66L97 67H99ZM105 64V65H104ZM140 64V63H139ZM213 64V63H212ZM231 66H230V65ZM86 65V66H85ZM48 66H49V68H48ZM92 66H93V68H92ZM140 66V65H139ZM139 66H137V68L139 67ZM141 66H143V65H141ZM140 66V70H137V69H134L135 71H137V73H141V77L144 79V80H146L147 82H149V86H150V84L152 83V84H154L150 79H149V77H147L146 76V74H145V72H144V67H143V69H142V67ZM185 66V67H184ZM187 66L188 67H190L189 69H186L187 68ZM45 67H47V68H45ZM106 67H108V68H106ZM127 67V66H126ZM125 66H124V68H126ZM185 69H184V68ZM216 67V66H215ZM230 67H231V69H230ZM233 67V68H232ZM236 67V68H235ZM110 68H112V69H110ZM135 68V67H134ZM198 68H199V66H198ZM60 69V67L58 68V67H55V69H51L52 71V73H53V71H54V73L53 74H50V75H53V77L54 78H59V80H61V81H64V89L66 88V90H68L69 92H70V90H71V92H70V94H72V96H70L71 98H73V96H74V98L73 99H75V97H77V99L79 100L78 102H80L81 101V105L83 106V108L85 109L84 111H86L87 109H88V112H89V114H87L88 116H93L94 115V118L93 119H96L97 121L99 120V122H102V124L103 125H105L104 127H106L107 126V130L108 131H110L111 129L113 130H111L110 131V135H112L111 133L112 132H114L113 133V137H115L116 136V138L117 139H120V141L121 140H123L124 142H125V145L127 144V146L128 145H130L129 147H125V146H123V149H121L122 147H119L118 148V146L119 145H121V142H119L120 144H118L117 142L116 143H114L115 144V146H109L108 145V148H107V146H106V148L107 149H104V147H103V150L101 151L100 149L101 148H99V147H97L98 149H96V148H94V149H92L93 147L92 146H89V147H92L91 149H89V147L88 146H85V149H84V145L85 144H83V143H81V142H78V143H75V144H78V145H80V144H83L82 146H81V148H83L82 150L84 151V152H82V153H84L83 154V156H85V155H88L89 153L91 154H95L96 152H98V153H96L97 155V157L95 156V157H91L92 158V160L94 161V162H97L96 161V159L98 158H101L102 157V160H103V158H105V160H103V161H101L102 163L104 162V161H107V159L108 158H113L112 160L113 161H115V164H116V160H114V158L115 157H122V155H123V153L126 151H128V153H130L131 155H133L134 157L135 156H139L140 158H138V157H136L137 159H139V160H141V158L144 156V159H146L147 157H148V159L149 160H152V161H150V164L152 163V165L151 166H147V169H148V177L149 176H151V177H153V176H160V175H162L163 176V174H165L164 176H169V175H172L171 173V171L169 170V168H168V166H170L169 164H168V166H167V164H166V166H167V168H168V171H167V169H166V167L164 168V165H165V162L167 161V159H168V157H170V156H167V158L165 159V160H163V161H165V162H162L161 161V159H160V157H161V155H163V154H161L162 153V151L161 150H159V151H161L160 152V154L157 152V150H158V148L157 147H155V146H153V140H152V137H156V140L158 141V137L157 136H155V135H158L157 133L156 134H154V133H150L149 132V130L150 129H148L146 132H144V134H142V135H139V133H135L134 131H133V129H131L130 127H126V125L124 124H119V121L120 122H123L122 120H119V119H117L118 117H117V115L114 113V115H112L111 116V114L110 113H107L105 110H103L104 109V107L102 106L103 104H101V103H99V104H97V102H100V101H98L96 98H94V96L96 95L97 96V93H95V91L97 92V90L100 88L101 89V85H104V86H111V87H109V88H111L110 90L112 91H110V95L112 96V105H114L115 106V98H113L114 96L113 95H116L117 93H115L116 92V90H117V92L118 91H121L120 89H118L119 88V86H120V88L122 87V85L120 84V85H117V83L115 84L116 86H117V88H115V85H114V87L112 86V85H110V84H108V85H106L107 83L104 81V83H106V84H102L103 83V81L102 82H100L99 84H98V88L96 87H94V86H96L95 84H93V88H92V91L93 90H95V91H93L92 92V98H89L87 95V93H86V97L82 94V91L84 92V94H85V89L84 88H82V86L81 85H79L80 83H77V84H75L76 82H75V80L73 81H71V78L70 77H67V78H70V79H67L66 78V76H64V74H63V72L61 71V69ZM100 69H101V65H100ZM108 69H110V70H108ZM141 69H142V71H141ZM184 69V70H183ZM29 70V71H30ZM32 70L30 71L31 73H32ZM86 70V69H85ZM98 70L97 71H93L94 72V74H96L97 72H98ZM113 70V71H112ZM28 71V72H29ZM91 71V72H92ZM139 71V72H138ZM181 71V70H180ZM182 71H181V73H182ZM217 71V72H216ZM29 72V73H30ZM57 72V73H56ZM92 72V73H93ZM185 72H187V71H185ZM214 72H216V74L217 73H219V74H221L222 73V71L219 69L218 70V68H217V70H215ZM30 73V78L33 80V77H31L32 75H34V73H32L31 74ZM47 73V72H46ZM127 73L129 74V75H127ZM139 73V74H140ZM188 73V72H187ZM213 73V72H212ZM41 74H43V75H45L46 77H41L42 78V80L40 79V82H38L39 81V78H40V76H41ZM56 74H58V76L56 75ZM144 74H145V76H146V78H145V76H144ZM183 74V73H182ZM216 74H213L212 76H214V75H216ZM34 75V76H35ZM38 75V76H37ZM42 75V76H43ZM189 75V74H188ZM218 75V74H217ZM56 76V77H55ZM130 77V79H132V80H130V81H128L127 79H126V77ZM38 77V78H37ZM125 77V79H123ZM215 77H217V76H215ZM35 78V77H34ZM60 78H62V79H60ZM24 79H26V78H24ZM30 79V80H31ZM101 79V80H102ZM150 81H149V80ZM27 80V79H26ZM26 80H22V82L24 83V81H26ZM31 80V81H32ZM35 80H33V81H35ZM69 80V81H68ZM30 81V82H31ZM32 81V82H33ZM47 81V80H46ZM46 81H45V84H46ZM69 82V83H66V82ZM84 81V80H83ZM98 81H99V79H98ZM36 82H34V84H36L37 85V83ZM43 83H40L41 85L42 84H44V80L42 81ZM151 82V83H150ZM66 83V84H65ZM133 83H135V82H133ZM24 84H27L26 85V87L27 86H29L30 84H29V82L28 83H24ZM29 84V85H28ZM40 84H38V86L40 85ZM75 84V85H74ZM119 84V83H118ZM136 84V83H135ZM175 84V83H174ZM173 84V85H174ZM196 84L197 83H194V84H192V80L190 81V82H185V86H184V88H185V93L184 94H187L189 91H187V93H186V90H189L190 89V85H195L196 86ZM31 85H33V84H31ZM31 85H30V88L29 87H27V88H29V89H32V90H35L36 91V89L38 88V86H36L35 85V88H33V87H31ZM40 85V86H41ZM66 85L68 86V87H66ZM70 85V86H69ZM72 85V86H71ZM74 85V86H73ZM77 85H79V87H77ZM77 88H76V87ZM101 86V87H100ZM130 86V87H129ZM148 86V85H147ZM147 86H145L146 88H147ZM159 90L158 91V93L159 92H161V94L163 93V95H158V93H157V90L155 89V87ZM151 85V87H154V90H152V88L151 87H149V91H151V93L152 92H154V95L156 94V96H154V98H153V95H152V97H151V95L150 94H148V97L149 98H147V100L148 101H146V102H144L143 103V105H145V106H150L151 105V99L153 98V99H155V97H157V95L158 96H166L167 97V95H171L172 97H174V99L176 100V101H178V97L176 96V95H174V90H173V92H169V90H168V94H165V91H163V89H162V87L159 89V87L158 86H156V85ZM175 86L176 85H174L173 86V88H175ZM190 86V87H189ZM197 86H198V84H197ZM70 87V88H69ZM108 87H106V88H108ZM79 88V89H78ZM95 88V89H94ZM103 89H104V87H102ZM109 88L108 89H106L107 90V92L109 93ZM123 88V87H122ZM135 88V89H136ZM172 88V89H173ZM187 88V89H186ZM189 88V89H188ZM70 89V90H69ZM77 89V90H76ZM82 89H84V90H82ZM113 89H115V91L113 90ZM133 89V90H132ZM162 89V90H161ZM31 90V91H32ZM65 90V91H66ZM72 90H73V92H72ZM82 90V91H81ZM68 91H66V93L68 92ZM78 91V92H77ZM80 91H81V93H80ZM135 91V90H134ZM170 91H171V88H170ZM156 92V93H155ZM37 93V92H36ZM74 93V94H73ZM78 93V94H77ZM113 93H115V94H113ZM147 93H150V92H147ZM68 94V93H67ZM69 94V95H70ZM80 94V95H79ZM90 94V93H89ZM37 95V94H36ZM34 96V97H38V96ZM79 95V96H78ZM81 95H83L82 97H81ZM188 95H190L189 93H188ZM33 96V95H32ZM186 95H183V97H185ZM88 97V98H87ZM91 97V96H90ZM151 97V98H150ZM166 97L164 98L163 97V100H165L166 99ZM190 97H191V95H190ZM36 98H34V99H36ZM80 98V99H79ZM83 98V99H82ZM87 98V99H86ZM158 98H160V97H158ZM187 98V97H186ZM31 99V98H30ZM33 98H32V100H30L29 101V104H32V101L34 100ZM39 99V98H38ZM87 100V104L85 105L84 103H86V101L85 100ZM94 101H93V100ZM96 99V100H95ZM115 99V100H114ZM152 99V100H153ZM160 99H162V98H160ZM76 100V99H75ZM90 100V101H89ZM114 100V101H113ZM89 101V102H88ZM33 102H39L38 100L37 101H33ZM41 102V101H40ZM90 102H92V103H94V104H90ZM116 102H118L117 100H116ZM164 102V101H163ZM20 103V102H19ZM148 103V104H147ZM147 104V105H146ZM22 106L23 104L22 103H20L19 104V106ZM88 106V107H86L85 108V106ZM91 105H94V107L93 106H91ZM182 105V104H181ZM32 106V105H31ZM91 106V107H90ZM97 106H99V107H97ZM117 106H118V104L116 105V109H117ZM183 106V105H182ZM27 107V106H26ZM102 107V109H100ZM144 107V106H143ZM183 107H186V106H183ZM93 108V109H92ZM100 109V111H99V109ZM97 109V110H96ZM119 109V108H118ZM91 112H90V111ZM92 110H93V112H95V113H92ZM103 110V112H101ZM165 110V109H164ZM176 111V109L174 108L173 109V111ZM99 111V112H98ZM105 111V112H104ZM163 111V110H162ZM175 111L173 112V113H175ZM131 112H133V111H131ZM130 112V113H131ZM176 112H178V111H176ZM190 112H191V110H190ZM189 112V114H192V112L190 113ZM91 113V114H90ZM107 113V114H106ZM130 113H128L127 114V116H130V115H132V113L130 114ZM172 113V114H173ZM93 114V115H92ZM104 114V115H103ZM110 114V115H109ZM142 114H143V112H142ZM165 114V113H164ZM172 114L169 116V120L171 121V124H172V120H174V119H172V118H176V116H178L179 114L180 115H182L183 116V114L185 115V117H186V114L185 113H176V114H178V115H176L175 117H173L172 116ZM97 115V116H96ZM100 115H102V116H100ZM107 115H109V116H107ZM179 115V116H180ZM104 116H106V118L104 117ZM172 116V117H171ZM178 116V117H179ZM182 116H180V117H182ZM95 117H97V118H95ZM101 117V118H100ZM111 117H112V119H111ZM115 117V118H114ZM170 117H171V119H170ZM185 117L183 118V121H184V119H185ZM65 118H66V115H65ZM70 118V117H69ZM69 118H68V116H67V120H69ZM108 118V119H107ZM111 120H110V119ZM114 118V119H113ZM142 118V117H141ZM167 118V117H166ZM222 120H224L225 118H223V117H220ZM75 119V118H74ZM107 121H106V120ZM181 119V118H180ZM180 119H176V120H179V121H181ZM66 119L63 121V122H65V123H63V126H59V125H57V128L59 127V129L56 131V130H54V129H51V130H53L52 132H54L55 131V133H62V131H63V133L62 134H66L67 133V131H68V133L67 134H73V133H69V132H72L73 130H71V131H69L68 129H71L72 127H76L77 128V130L78 129H80L79 128V126H77V124L76 123H74V120L71 118L69 121L71 122L72 120H73V122H69V121H67ZM103 120H104V122H103ZM116 120V121H115ZM117 120H119L118 122H117ZM169 120H167V121H165V123H163L164 121H162V123H160V125L162 124L163 126H167L168 124H169ZM227 119H225V123L228 125V123H227ZM69 122V123H68ZM76 122V121H75ZM108 122H109V124H108ZM112 122V123H111ZM166 122H168V123H166ZM176 122H178V121H176ZM185 122V121H184ZM61 123V124H62ZM114 123V124H113ZM181 123H182V121H181ZM113 124V125H112ZM115 125V126H114ZM161 125V129H160V131L162 130V133L161 134H159L158 136H163L164 134H163V132L165 131V132H167L169 135V138L171 139V136H173V133H174V131H173V128H170L169 126L166 128V127H163ZM172 125H174V122H173V124ZM172 125H170V126H172ZM176 125V124H175ZM174 125V126H175ZM177 125H179V124H177ZM230 125H231V123H230ZM64 126H65V128L67 129V131L65 132V130L66 129H64ZM126 128H125V127ZM173 126V127H174ZM62 129H61V128ZM112 127H114V128H112ZM263 127H264V125H263ZM262 126H261V129L263 130H261V129H259L258 130V132L256 133V135L255 134H253V136H252V138H254V136H255V138H256V136H257V138H256V140H255V138L254 139H252V138H250V139H252V141H251V144H253L252 146H251V144H250V146H248V144H247V148H249V149H247V148H245V149H247V150H241L240 152H239V155H238V157L240 158L241 156V159H238V161L240 160V161H242V162H244V158L246 157L245 155L247 154L248 155V159L247 158H245V161H246V159H247V161L249 160L250 162L246 165V163H245V165H244V163L242 164L241 162V166L245 169V171H244V169L242 170L240 167H239V165L235 162V161H230V160H232V159H230L229 160V162L228 163H231V165H232V163L234 162L235 164H237L238 165V168L237 167H235L236 165L235 164H233V168H235L236 170H235V172L237 171V169H238V171L239 170H241L243 173H241V171L240 172H236V174L238 175H240V177H239V175H238V178L236 179V177H237V175L235 174V176H233L234 178H231V177H227L229 174H228V172H227V174H226V177H224V178H228V180L230 181L231 180V182H229L228 180H226V181H228L227 183H228V186H226L227 184H226V182H225V180L223 181V183L224 184H222L221 186L223 187H221V189L220 190H222V189H224L222 192L220 191V190H217V191H219V195L217 194L218 192H216V194H215V196L216 195H218L220 198H221V201L220 202H218L219 200H218V198H216V202H218L219 204H220V207L218 208V204L217 203H215V199L214 200H211V201H214V203H215V205H214V207H215V209L216 208H218L217 210H219L218 212H215L216 214L214 215V219H213V217H209L208 215H206L207 214V212L209 213L210 211H208L207 210V212H206V214H205V218H207V219H205V221L206 220H208L209 218H212L214 221H215V223H212V219H210L211 221H210V223H212V229H210L211 228V226L209 225V220L207 221V222H205L204 221V218H203V221H202V219L200 220L201 222H196L197 224H196V226H198V227H196L195 229L199 232V234H197L198 232H196V231H194L193 229L194 228H191V232L189 233V235H188V239H189V241H190V243L191 244H189V246L191 247L192 245H193V242L194 241H192V240H195V244L192 246V248L194 247V248H196V246L197 247H199L200 248V250H199V248H198V252H197V250H196V252L194 251V250H191V249H188L189 247H188V243H185L184 244V246H182V249L184 250V252L182 253L183 255H185V256H182V257H179L180 255L178 254V252H176L175 251V254H173L172 256H174V255H176V253H177V257L176 256H174L173 258L171 257V259H172V261H171V259H170V261L171 262H174L173 260H175V262H176V260H177V262L175 263V264H264V128H263ZM121 131H118V129ZM121 128H122V130H121ZM128 128V129H127ZM10 129V130H9ZM62 131H61V130ZM106 129V128H105ZM117 129V130H116ZM175 129V128H174ZM8 130H9V132L10 133H8ZM76 130V129H75ZM76 130V131H77ZM261 130V131H260ZM59 131H61V132H59ZM130 131H132V132H130ZM172 131H173V133H172ZM74 132V131H73ZM118 132V133H117ZM157 132V131H156ZM170 132H171V134H170ZM7 133H8V135H7ZM13 132H12V129L11 128H6V129H3V126H1L0 125V144H2V145H0V162H3L2 164H3V166H2V164L0 165V170L1 169H4V173H5V171H9V173L7 172L6 173V175H4L3 176V174H2V170L0 171L1 172V174H0V181H1V179H6L9 183H15V185H13L12 186V188L13 187H16L17 185H19V186H17V189L15 190V191H11V186L10 187H8L7 189L6 188H4V186L2 185V184H0V212L1 211H3L4 213H6V216L3 214V212H2V214L0 215V224L1 223H3V222H5V221H3L4 219L6 220L7 219V221L5 222V223H3V225L5 226V228L7 227L6 226V223L8 222V217L7 216H10V215H12V216H10L12 219L14 218V217H17L18 216V214L16 213V210H19V212H24L23 211V209H21V208H19V206H20V204L18 203L17 204V209H16V204H15V200H16V192L18 193V191H20V195L21 196H23L24 197V195H28V194H30V193H32L31 194V196H26V197H28V198H30V197H32V195H34L32 198H33V200L36 202V205H37V203H38V205H39V202L41 201V203L42 202H44L47 198H49V200L47 201L48 202V204H49V201H51V200H54V202L55 203H52L53 201H51V204H49V205H51V211H50V207H49V209H47L48 207H46L45 208V205L43 206H41V204L39 205V207H41V208H36L37 206L36 205H32V203L33 204H35L33 201H32V198H30V200H31V202L32 203H30V202H28L29 204L28 205H25L26 207H28L27 209L28 210H26V207H24L25 208V210L28 212L29 211V208L31 209V210H33V208H34V210L33 211H29L30 212V214L32 215V217H33V219H34V221H35V223H36V225L38 224L37 223V221L39 220V217H41V213L42 212H45V213H43L44 215V217H45V214H46V217L48 218V214L50 213V212H54V210H52V207L53 206H55V208L57 209V211L58 210H60L59 209V207H61V205L62 204H65V201H64V199L66 200V195H64V194H67V193H64V192H62V191H60L61 189H63V191H65V192H67L65 189H64V186H63V188L62 187H60V188H58V186H60V185H58L57 186V184H59L60 182H63V181H68L69 179H71L72 178V176H73V178L71 179V181H73V179H75V177L77 176V174H73V173H78V177L76 178V179H78V178H80V175H81V172H83L82 170H78V168L79 167H81V169H84L86 166H84L83 167V164H85V163H87V165H88V163L91 161V160H89L90 159V157H89V155L87 156V157H85V158H81L80 159V164H81V166L79 165V166H77V167H75V166H73V168H75L76 170H78V171H76V172H74V169H72V167L71 168H67L66 167V165H65V163L66 162H72L71 161V159L72 158H75L74 157V155L72 156V158L70 159V161L68 160L71 156H70V154L68 153V156H70V157H67L68 159H66V157L64 156V157H62V156H55V157H53L52 158V156H49V158H47L48 156H45L46 158H37V156H32L31 154H29V155H31L32 157H30V156H28L27 157V155H20V156H16V157H18V158H16V157H14L13 156V154L14 155H16L15 153H9L8 154V152H7V149L8 148H6V146L7 145H9L10 143H14V142H16L13 138H14V136L12 137V134ZM75 134H76V132H74ZM134 133V134H133ZM6 134V135H5ZM77 134H79L80 135V139H81V137H82V139L84 138L83 136H82V133H81V131H77ZM76 134V135H77ZM115 134V135H114ZM132 136H131V135ZM137 134V135H136ZM147 135V137H145L146 135ZM175 134V133H174ZM35 135L37 136V132H35V133H32V132H29L28 134H27V136H28V138L29 139H31V140H34V137H35ZM121 137H120V136ZM126 135H127V138H126ZM139 135V136H138ZM145 135V136H144ZM148 135H150L149 137H148ZM247 134H245V136H246ZM129 136H131L130 138H129ZM134 136V137H133ZM136 136H138V137H136ZM141 136H142V139H139V138H141ZM258 136H259V138H258ZM4 137V138H3ZM144 137V138H143ZM159 137V138H160ZM174 137V136H173ZM6 138V139H5ZM115 138V139H116ZM125 138V139H124ZM133 138L135 139V138H137V139H135V140H133ZM162 138V137H161ZM175 138V137H174ZM174 138H172L173 140H174ZM117 139H116V141H117ZM126 139H130V140H126ZM143 139H147V141L146 140H143ZM163 139V138H162ZM165 139V138H164ZM171 139V140H172ZM250 139H248V140H250ZM140 140H141V142H140ZM151 140L153 141L152 142V144H150L149 142H151ZM170 140V141H171ZM172 140V141H173ZM4 141V143H1V142H3ZM14 141V142H13ZM68 140L66 139V141H65V139L64 140H62L61 141V143H59V144H52V145H50L52 148H55V149H58V148H60V147H57L56 148V146H59V145H61L62 146V149L63 148H65L66 146L68 147H66V151H71L72 150V148H74L75 147V145L74 144H72V142L71 141H68ZM131 142V144H129L130 142ZM137 141H139L141 144H142V147L140 146L141 144L140 143H137ZM143 141H145V142H143ZM60 142V141H59ZM64 142V143H63ZM159 143H161V147H162V142H160V139H159V141H158ZM157 142V143H158ZM246 142H248V141H246ZM67 143V144H66ZM137 143V144H136ZM146 143V144H145ZM173 143V145H174V143H176V142H172ZM248 143H250V141L248 142ZM73 145V146H70V145ZM133 144H136L135 146L133 145ZM147 144H148V146H147ZM244 144V143H243ZM242 144V145H243ZM245 144V145H246ZM69 145V146H68ZM92 145V144H91ZM150 145H152L151 146V148H150ZM180 145V144H179ZM241 145V146H242ZM97 146V145H96ZM95 146V147H96ZM102 146V145H101ZM132 146V147H131ZM9 147H11V146H9ZM72 147V148H71ZM79 146H77L76 145V149L78 148ZM88 147V148H87ZM109 147H112V148H110L109 149ZM125 147V148H124ZM145 149H144V148ZM153 147V148H152ZM157 148V150H155V148ZM160 147V148H161ZM171 147V146H170ZM176 147H177V145H176ZM74 148V149H75ZM80 147L78 148V149H81ZM114 148V149H113ZM128 148H132L131 149V151H129V150H127ZM143 148V149H142ZM172 148V147H171ZM170 148V149H171ZM111 149H113V150H111ZM116 149V150H115ZM121 149V150H120ZM136 149H138V150H136ZM154 151H153V150ZM89 150V151H88ZM110 150V151H109ZM132 150H133V152L134 151H137V152H134L133 154H132ZM143 150V151H142ZM147 152H146V151ZM148 150H150V151H148ZM174 151V150H177V148H175L174 147V149H171L170 151ZM239 150H240V148H239ZM91 151V152H90ZM95 151V152H94ZM101 153H100V152ZM105 151H107V152H105ZM113 151H116V152H113ZM141 151V152H140ZM153 151V152H152ZM180 151V150H179ZM178 151V152H179ZM243 151V152H242ZM248 151H250L249 153H246V152H248ZM94 152V153H93ZM110 152H112L113 154H109ZM88 153V154H87ZM105 153V154H104ZM117 154V156H116V154ZM147 153V154H146ZM155 154V155H153V154ZM156 153H158V154H156ZM180 153V152H179ZM193 153V152H192ZM243 153V154H242ZM108 154V155H107ZM114 154H115V156H114ZM136 154V155H135ZM137 154H139V155H137ZM141 154V155H140ZM171 154V152L168 154V155H170ZM196 154V153H195ZM194 154V158H196L197 157V155H195ZM64 155H66V153L64 154ZM81 155V154H80ZM101 155H103V156H101ZM147 155V156H146ZM159 155H160V157H159ZM165 155H166V153H165ZM180 155H181V153H180ZM179 155V156H180ZM250 155V156H249ZM100 156V157H99ZM108 156V157H107ZM152 156V157H151ZM154 156V157H153ZM192 156L193 155H189V157H191V159H192ZM19 157H20V159L22 158V162L21 163H23V162H25V161H27V163H29V162H32V164H33V167L31 168L30 167V165L29 164H27V163H25L26 165H28L29 166V169L27 168V169H25V170H21V168H20V166H19ZM44 157V156H43ZM51 157V158H50ZM89 157V158H88ZM150 157V158H149ZM157 158V157H159V158H157L156 160L154 159V158ZM165 157V156H164ZM164 157H163V159H164ZM173 157H175V156H173ZM188 157V158H189ZM244 157V158H243ZM250 157V158H249ZM79 158H80V156H77V158H76V160H78L79 161ZM131 158H133V157H131ZM162 158V157H161ZM180 159H184V160H186V158L184 157V158H182V156H180L179 157ZM236 157H234L233 159H235ZM23 159H24V161H23ZM116 159V158H115ZM154 159V160H153ZM178 158L177 157H175V160L174 161H176ZM190 159V158H189ZM243 159V160H242ZM12 163V167L10 166L9 167V163L7 164V162H9V161ZM68 160V161H67ZM72 160H74V159H72ZM76 160H74V161H76ZM101 160V159H100ZM109 160V159H108ZM118 160V159H117ZM142 160H143V158H142ZM160 160V161H159ZM183 160V161H184ZM93 161H91V162H93ZM112 161V163L114 164V162ZM144 161V160H143ZM143 161H140V164L142 163V164H144L143 163ZM179 161H181L182 162V160H179ZM237 161V162H238ZM4 162H6V164H4ZM15 162V164H13ZM35 162H37V163H40V164H43V162L45 163V164H47V165H45V164H43V166H40L39 164H37V163H35ZM42 162V163H41ZM61 162H63V164L61 163ZM90 162V163H91ZM93 162V163H94ZM101 162H100V164H101ZM108 162V165H106V162H104V164L106 165V166H110L112 163H110V165H109V161H107ZM167 162H170V160H168ZM166 162V163H167ZM177 162V161H176ZM185 162V161H184ZM187 162V165L189 164V166H190V160H189V162H188V160L186 161ZM193 162H195V159H193ZM10 163V164H11ZM19 163V164H18ZM54 163V165L52 166V164ZM56 163H59V164H56ZM77 164H78V162H76ZM158 163V164H157ZM163 163H164V165H163ZM239 163V162H238ZM36 164V165H35ZM62 164V165H61ZM92 164V163H91ZM94 164H96V163H94ZM99 166H101L100 164H99V162L97 163ZM96 164V165H97ZM156 164V165H155ZM159 164H160V166H159ZM170 164H171V162H170ZM173 164H175V162L173 163ZM13 165H16V167L18 166V169H20V173H18V171L19 170H17V168L14 166V168H13ZM39 165V166H38ZM48 165L49 166H51V170H49L50 171V174L52 173V172H54V173H52V175L50 176V174H49V171H47L48 170V168H46V166L48 167ZM55 165H57L58 166V168H56L55 167ZM61 167H60V166ZM96 165H93L92 164V166H94V168H96V169H100L101 167H99V166H96ZM145 165V164H144ZM181 165H182V163H181ZM180 165V166H181ZM88 166H90V165H88ZM87 166V167H88ZM106 166H104V169L107 171V172H109L108 170V168L109 167H106ZM114 166V165H113ZM155 166V167H154ZM174 167H175V165H173ZM229 166H230V164H229ZM246 166V167H245ZM58 169V170H56V171H54V169ZM86 167V168H87ZM98 167V168H97ZM116 167H118V165L116 164ZM115 167V168H116ZM161 167V168H160ZM232 167H230L231 169H232ZM85 168V169H86ZM92 168V167H91ZM90 168V169H91ZM94 168H92L93 170H94ZM103 168V167H102ZM112 168V169H111ZM113 168L114 167H112V166H110V171H113ZM114 168V169H115ZM146 168V167H145ZM160 170H159V169ZM162 168H163V170H162ZM173 168V167H172ZM180 168H182V167H180ZM177 169V170H181V169ZM62 169V170H61ZM89 169V170H90ZM91 169V170H92ZM94 170V171H84L83 172V175L81 176V178L80 179H82V177H85V179H84V181H86L87 180V183L89 184V183H92V184H89L90 186L92 185V188L90 189V186L88 185L87 186V184H86V182L84 183V184H86V186H84V187H88V188H86V189H89V190H92L91 192H93V191H96L97 192V194L95 193V195L96 196H99L101 199H104L105 200V198H107L106 196H105V194L107 195V194H110V193H112L113 191L110 189L111 187H112V189L114 190V191H116V192H118L119 191V187L121 188V189H125L126 188V191L128 190V191H130L131 193H133V194H136L137 196H140V194H139V190L136 188L137 187V185L138 186H141V183L144 181V178L145 177H143L142 175H141V173H139L140 174V179H141V181H140V179H136L135 177H136V175L138 174V173H136L134 170V172L135 173H131V174H134L133 176H130V178H133V180L131 181L130 180V182H129V180L128 179H126V181H125V183H123L124 185V187L123 186H119V187H117V185H121V180H123V178L125 177L126 178V176H121V174H119V176L117 175L118 174V172H113V173H115L114 175L115 176H117V177H120L121 176V180L119 179V178H117V177H115V179H114V175L112 174V173H110V174H112V176H108V173H106V171L105 172H103V174H105L106 175V177L108 178H106V177H104L102 174H101V178L103 177V178H105V180L107 179L108 180V182L109 181H111V182H109L110 184L112 183V186L109 184V188L108 189H110L111 190V192H109V190H107L106 191V189H105V187H107L108 186V182H102V181H104L103 180V178L102 179H100V176H97L95 173L96 172H98L97 174H99V172L100 173H102V171H101V169H100V171H97V170ZM104 169H103V171H104ZM117 169V168H116ZM150 169V170H149ZM164 169H166V170H164ZM196 169V168H195ZM15 171V172H13V171ZM16 170H17V172H16ZM131 170V169H130ZM154 172H153V171ZM172 170V169H171ZM63 171V172H62ZM125 171V170H124ZM127 171L128 170H126V174H127ZM132 171V172H133ZM150 171V172H149ZM165 171V172H164ZM175 170H173V172H174ZM41 172V174L40 175H38V173H40ZM89 172V173H88ZM91 172V173H90ZM93 172V173H92ZM121 172V171H120ZM119 172V173H120ZM138 172V171H137ZM159 174H158V173ZM163 172V173H162ZM171 172V173H170ZM229 172H230V170H229ZM42 173H43V175H42ZM45 173V174H44ZM64 173V174H63ZM157 173V174H156ZM167 173H169V175L167 174ZM179 172L177 171V173L176 174H178ZM184 173V172H183ZM53 174H54V176H57V179H59V180H56V181H54L55 180V178H52V176H53ZM66 174V175H65ZM71 174V175H70ZM122 174H124V173H122ZM129 174V173H128ZM136 174V175H135ZM138 174V175H139ZM154 174V175H153ZM3 177H2V176ZM38 175V176H37ZM137 175V176H138ZM179 176H180V174H178ZM45 176H47V178H45ZM49 176H50V178H49ZM53 176V177H54ZM63 176H65L64 178H63ZM69 177V179H67V177ZM144 176H146V175H144ZM139 177H137V178H139ZM40 178H42L43 180H42V182L40 181L39 182V179ZM54 179V180H52V179ZM113 178V179H112ZM116 178H117V181H116ZM129 178V179H130ZM155 178V177H154ZM80 179H79V181H80ZM102 180V181H100V180ZM118 179H119V181H118ZM146 179H147V177H146ZM146 179H145V182H146ZM235 179V181H233V180ZM41 180V179H40ZM115 182H114V181ZM125 180V179H124ZM136 180V181H135ZM137 180H139L138 182H137ZM143 180V181H142ZM17 181H20L21 183H22V185H24L25 183H27V184H25L24 186H22V185H20V183L18 184V182ZM82 181V180H81ZM128 181V182H127ZM28 182H30L31 183V185L32 186H30V183H28ZM83 182V181H82ZM98 182V183H97ZM118 182V183H117ZM133 182H135V183H133ZM136 182H137V184H136ZM144 182V183H145ZM17 183V184H16ZM24 183V184H23ZM97 183V184H96ZM120 183V184H119ZM131 183V184H130ZM83 184V183H82ZM81 184V185H82ZM107 184V185H106ZM80 185V186H81ZM103 186V185H106L104 188L103 187H101V188H98L97 186ZM113 185H115V186H113ZM125 185H126V187H125ZM127 185H128V187H127ZM83 186V185H82ZM81 186V188H83L85 191H86V189L84 188V187H82ZM93 186H96V187H93ZM130 186V187H129ZM19 187V188H18ZM21 187V188H20ZM32 187V189L30 190V188ZM225 187V188H224ZM228 187V188H227ZM11 188V189H10ZM24 188H28L27 190L26 189H24ZM58 188V189H57ZM94 188V189H93ZM60 189V190H59ZM83 189H81L83 192H84V190ZM103 189H104V191H103ZM136 190H138L139 192H136ZM4 191H5V193H6V191H7V193H11V192H14V193H9L8 195H7V193L5 194L4 193ZM9 191V192H8ZM103 191V192H102ZM124 191V190H123ZM166 190H162V192L163 193H167L168 191H166ZM225 191V193H223ZM44 192H47V194L46 193H44ZM49 192V193H48ZM61 192L63 193V194H61ZM22 193V194H21ZM42 193H44V194H46V196L44 195V197H46L44 200H43V195L42 196H39V195H41ZM122 193V192H121ZM126 193V192H125ZM123 194V195H126L125 197H127V199L128 198H130V197H128V196H132V194L131 193H127L128 194V196H127V194ZM221 193H222V195H221ZM4 194L6 195L5 196V202H6V205L8 204V207L4 204ZM14 194V195H13ZM24 194V195H23ZM51 195V196H49V195ZM122 194H120L121 196H122ZM223 194H225V196L223 195ZM3 195V196H2ZM9 195H12L11 196V198H9ZM54 195V196H53ZM112 195H115L114 194V192H113V194H111L110 196H112ZM7 196H8V199H11V201H8V199H7ZM63 196H64V198H63ZM121 196L119 197L118 196V198H121ZM214 196V195H213ZM212 196V197H213ZM215 196L213 197V198H215ZM222 196V197H221ZM223 196H224V198H223ZM37 197H41V199L42 200H39L38 201V199L39 198H36ZM50 197H58V199H60V197H62L61 199L63 200V202H62V204L60 203V205L58 204L59 202H56V201H58V199L56 200L55 198H53V199H51ZM115 197V196H114ZM124 196H122V198H123ZM125 197H124V199H125ZM12 198H14L15 200L13 201L12 200ZM116 198H117V194H116ZM122 198H121V200H122ZM132 198L133 197H131L130 199L132 200ZM212 198V199H213ZM219 198V199H220ZM223 198V199H222ZM27 199V198H26ZM51 199V200H50ZM60 199V200H61ZM108 199V198H107ZM112 199H114V198H110V200H111V202H115V201H112ZM130 199H128V201L129 202H127V200H125L127 203H129V205H131V203H132V201H134L136 198H135V196H134V199L131 201V203H130ZM138 199V198H137ZM136 199V200H137ZM211 199V198H210ZM209 199V200H210ZM59 200V201H60ZM115 200V199H114ZM117 200H119V199H117ZM135 200V201H136ZM208 200V199H207ZM14 202V204L15 205H13V202ZM123 201V200H122ZM7 202H12L11 204L15 207L13 210L15 211H11L12 209V207L13 206H9V204L10 203H7ZM117 202V201H116ZM115 202V203H116ZM121 202V201H120ZM119 202V203H120ZM136 202H139L140 204H142L141 202H140V200H137ZM210 202V201H209ZM17 203V202H16ZM118 203V202H117ZM135 203V202H134ZM133 203V204H134ZM139 203H135L134 205H138ZM213 203V202H212ZM212 203H209L210 204V206L212 205ZM44 204V203H43ZM45 204H47L46 202H45ZM121 204H122V202H121ZM133 204H132V207H130V210H129V205L127 204V206H126V203H125V205L123 206V207H128V210L129 211H131V209L134 207L135 209H136V207H137V209H136V212H135V215H137V210H139V209H141V208H139L138 206L140 205H136V206H133ZM144 204V203H143ZM208 204V205H209ZM218 206H217V205ZM116 205V204H115ZM145 205V204H144ZM212 205V206H213ZM31 206V207H30ZM117 206V205H116ZM141 206V205H140ZM210 206H208V207H210ZM217 206V207H216ZM3 207H7L6 209H11V210H9V212L7 211V210H5V209H3L2 210V208ZM11 207V208H10ZM42 207H44V208H42ZM142 207V206H141ZM207 207V206H206ZM207 207V208H208ZM214 207H211V208H214ZM143 208V207H142ZM210 208V209H211ZM43 209V211H41ZM44 209H46L47 211H44ZM54 209V208H53ZM135 209H134V211H135ZM65 212H66V210L67 209H63ZM62 210V211H63ZM133 210V209H132ZM145 210H146V212H147V210H148V212H149V210H150V207L147 205V207L145 208ZM216 210V211H217ZM7 211V212H6ZM64 211H63V214H64ZM129 211H127V212H129ZM141 211H143V209H141L139 212H140V214H141ZM13 212V214H11ZM28 212V213H29ZM39 212H41L40 214H39ZM47 212V213H46ZM60 212V211H59ZM59 212H57V213H59ZM126 212V213H127ZM139 212H138V215H139ZM7 213H9V214H7ZM37 213V214H36ZM55 213V212H54ZM54 213H53V215L50 213L49 214V218L51 219V221H50V219L48 220V219H46V218H44L45 219V221H44V225H47L46 227H48V228H42V230H43V233H42V235H39V241H37L36 240V238L35 237H33L32 236V239L33 238H35L34 239V244L36 243H38L39 242V244H37V246L36 245H33V243H32V245H33V248H35V249H29L30 247L28 246V244L27 245H24L25 243H22V247H23V245L26 247H29L28 249H26L25 247H23V248H25V249H22V247L20 248V247H15V249H13L14 247L12 246V245H10V242H9V244L7 243V240L9 239V241H12V237L14 236L15 237V235L16 234H19V232H20V234L19 235H23V234H26V235H28L31 231L30 230H28V228L27 227H29L30 226V228H31V226L32 225H29V226H27L28 224L27 223H25V222H22L21 221V224H16V222H14L13 220V222H14V224L16 225L15 227L18 229H16V228H14L13 226H14V224L12 223V221L10 222V220H9V222H10V228L11 229H13L14 230V232L13 231H11V232H13L12 234H13V236H9V238H7V240H6V237H8V233L9 234H11L10 233V231H8V232H5L4 230V228H3V225H2V229H0V231L1 232H5V233H7V234H2V236H1V234H0V236H1V238H0V240H3V242L4 241H6V243H5V245L6 244H8L7 245V247L5 248V245H4V243H0V248H1V250H0V264H64L63 262V259L64 258H68V260L66 259V263H72V264H85L86 262H82V263H77V261H76V258H74V256H73V253H72V251L70 250V246H69V251H68V247H67V245L70 243H72L70 240H71V236H76L74 233H77V232H74V233H72L73 232V228L71 229V231L69 230V229H67V227L68 226H66V225H69V224H66L65 222L67 221H63V220H65V219H61L62 220V222H63V227H62V224H61V221L60 220H58L57 221V219L60 217V216H62L61 218H65V217H67V214H64V216L65 217H63V214L62 213H60L59 215H57V216H55L54 217ZM68 213V212H67ZM149 213H151V212H149ZM148 213V214H149ZM14 214H15V216H14ZM17 214V215H16ZM39 214V215H38ZM129 214V213H128ZM146 214V213H145ZM2 215H4L5 216V218H4V216H2ZM37 215V216H36ZM142 215V214H141ZM147 215V214H146ZM146 215H145V217H146ZM35 216V217H34ZM39 216V217H38ZM1 217H3V218H1ZM18 217H20V216H18ZM37 217V218H36ZM57 217V219L56 220H54L55 218ZM91 217L94 219V217L91 215ZM138 217V216H137ZM145 218L144 217V213H143V216H140V218H141V220H144V221H146L147 222V220H145V219H143V218ZM150 218L152 217L151 215L149 216ZM154 217V216H153ZM139 218V217H138ZM148 218V217H147ZM155 218V217H154ZM153 218V219H154ZM10 219V218H9ZM149 219V218H148ZM216 219V220H215ZM37 220V221H36ZM84 220H86V219H84ZM151 220H152V218L148 221V222H151ZM92 220H90L89 219V221H83L84 222V224L82 223L81 224V222H79V224L82 226L83 225V228H84V230L86 229V227L88 226V225H91V224H95V225H92V227H94L95 228V226H96V222H98V221H95V219L91 222ZM95 221V222H94ZM45 222H48L49 223V225L48 224H45ZM67 222H73V221H70V220H68ZM78 222L76 221V223L75 224H77L78 225ZM91 222V224H89ZM94 222V223H93ZM99 223V222H98ZM200 223H202V225L200 224ZM208 223V224H207ZM33 224V223H32ZM60 224V225H59ZM213 224H214V226H213ZM7 225H9V223L7 224ZM20 225V226H19ZM25 225H26V228H23L22 229V227H25ZM41 225L42 224H38L37 225V228H40L41 227ZM59 225V226H58ZM74 224H71L70 223V226H73ZM76 225V226H77ZM100 225H101V222H100V224H98V226H99V228H100ZM103 225V224H102ZM142 225H144L143 223H142ZM209 225V226H208ZM1 226V225H0ZM22 226V227H21ZM64 229L63 231H62V229H61V227ZM75 226V227H76ZM202 226H203V228H202ZM21 227V228H20ZM77 227H79V226H77ZM76 227V228H77ZM118 227V226H117ZM210 227V228H209ZM34 228V227H33ZM33 228L31 229V230H33ZM68 228H71V227H68ZM75 228V229H76ZM121 228H123V227H121ZM205 228V229H204ZM209 228V229H208ZM79 229V228H78ZM77 229V230H78ZM81 229V228H80ZM79 229V230H80ZM118 229H120V225H119V228ZM8 229H6V231H7ZM45 230H46V232H45ZM69 230V231H68ZM76 230V231H77ZM209 230H211V232L209 231ZM0 232V233H1ZM17 232V233H16ZM33 232V231H32ZM31 232V233H32ZM64 232V233H63ZM23 233V234H22ZM69 233V235H66V234H68ZM193 235H192V234ZM211 233V234H210ZM37 234V233H36ZM39 234V233H38ZM38 234L37 235H35V236H37V238H38ZM67 236H65V235ZM78 234H81L82 235V233H81V231L79 232V233H77V236H78ZM156 234V233H155ZM3 235H7V236H3ZM111 236L110 234H108V233H106V236ZM201 238L202 237V242H201V240L199 241V240H197L199 237ZM17 236V235H16ZM41 236V237H40ZM62 238H61V237ZM191 236H193V237H195V238H192V240H190V238H191ZM204 236V237H203ZM209 236V237H208ZM2 237H5V239H3ZM69 238L68 240H69V243L67 242V241H62L63 239L64 240H66V238ZM198 237V238H197ZM205 238V239H204ZM206 238H208V239H206ZM62 239V240H61ZM104 240H105V238H104ZM205 240H207V241H205ZM36 241V242H35ZM60 241H62V242H60ZM188 241V240H187ZM188 241V242H189ZM40 242H41V244H40ZM67 242V243H66ZM206 244H205V243ZM31 243H30V245H31ZM64 243V244H63ZM203 243V244H202ZM12 244V243H11ZM61 244H63L62 245V247H61ZM134 243H132V247L130 246V248H132V249H134V254L136 253V252H138V245H136V244H134ZM199 244V245H198ZM4 245V246H3ZM44 247H43V246ZM65 245H66V248H65ZM72 245H73V243H72ZM135 245H136V247H135ZM201 245V246H200ZM4 248V249H2V247ZM11 246L13 247L12 249H11ZM74 246V245H73ZM72 246V247H73ZM187 246V247H186ZM40 247H42V249H40ZM61 247V248H60ZM64 247V248H63ZM135 247V248H134ZM20 248V249H19ZM43 248H45V250H43ZM193 248V249H194ZM19 249V250H18ZM48 249V250H47ZM66 249V250H65ZM86 249V248H85ZM92 249H94V250H96L95 248H92ZM182 249L180 250V251H182ZM197 249V248H196ZM77 250H80V249H77ZM89 250V249H88ZM188 250H190L191 252H189ZM85 250H83V252H84ZM91 250H89V251H85V252H88V254H92V252H90ZM136 251V252H135ZM200 251V252H199ZM82 252V249H81V252L79 251L78 253H83ZM90 252V253H89ZM190 254H189V253ZM250 252H252V253H250ZM105 253H107V252H105ZM117 253H120V252H117ZM125 253V252H124ZM191 253H193L194 254V256L193 255H191ZM198 253V254H197ZM110 254V253H109ZM136 254H138V253H136ZM259 254V255H258ZM66 255V256H65ZM69 255L70 256H72V257H70L69 258ZM111 255H113V253L111 254ZM139 255V254H138ZM188 255H191L189 258H188ZM75 256H76V254H75ZM88 256V255H87ZM89 256H91V255H89ZM103 257V255H96L95 256V258H100V259H102V257ZM64 257V258H63ZM76 257H78V256H76ZM105 258H107V257H111L110 255L109 256H104ZM103 257V258H104ZM115 257V256H114ZM118 257H119V255H118ZM118 257H117V259H118ZM183 257H185V259H183V260H181V258H183ZM120 258H123L122 257V254H121V256H120ZM133 258V257H132ZM137 258H138V256H137ZM175 258H177V259H175ZM70 259V260H69ZM109 259V260H108ZM107 260V262H109L110 261V263H112V264H125L127 261H125V263L124 262H118L120 259H118V261L114 258V261H115V263H113L110 259L111 258H108ZM113 259V258H112ZM104 261L106 260V259H103ZM122 261H123V259H121ZM130 260V259H129ZM128 260V261H129ZM71 261V262H70ZM79 261V260H78ZM131 261V260H130ZM129 261V262H130ZM170 261H168V262H170ZM185 261V262H184ZM256 261V262H255ZM75 262V263H74ZM89 262V261H88ZM87 262V264H89ZM106 262V261H105ZM166 262H167V260H166ZM166 262H165V264H166ZM167 262V264H169ZM191 262V263H190ZM110 263H108V264H110ZM132 263H133V261H132ZM173 263V264H174ZM128 264V263H127ZM129 264H131V262L129 263ZM139 264V263H138ZM143 264V263H142ZM164 264V263H163Z\"/></svg>","mask_w":264,"mask_h":264}]
</instances>
